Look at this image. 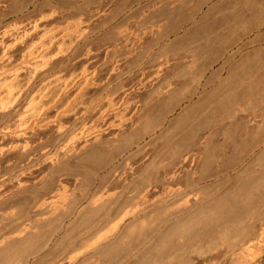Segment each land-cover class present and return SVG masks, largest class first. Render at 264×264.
Instances as JSON below:
<instances>
[{
  "label": "rangeland",
  "instance_id": "rangeland-1",
  "mask_svg": "<svg viewBox=\"0 0 264 264\" xmlns=\"http://www.w3.org/2000/svg\"><path fill=\"white\" fill-rule=\"evenodd\" d=\"M73 4L74 3H58V4L55 3V5H52V3L38 2V1H34V0H0V33H1L0 37L1 38L3 37V39H4V41H3L0 38V40H1L0 44L5 43V45H6L8 43L10 45H13L11 47L7 44V46H9L8 48H7V46L5 47L4 44L0 45V59L2 58L1 62H0V67L1 68L4 67L2 69L0 68V71H2V72H0V74H1V76L2 75L5 76V75H8V72L10 71L12 73L11 77L13 75H15V76H13V77H15V79L19 77L18 80L17 79L15 80L12 77L14 79V81H16V82H14L13 79L10 78V76H6L7 80H9V81H7V82L2 81L3 83L6 82L4 84L1 82V80L5 79V78H3L4 76L0 77V79L3 78L0 80V86H1L0 89L2 88L0 90V99L2 98L0 100V104H2L1 103V101H2L4 106L6 107L5 108V107L0 106V109H1L0 116L2 115L0 117L1 118L0 119L1 120L0 121V148L6 147V149H1L2 151L0 150V158L3 159V157H5L4 162L2 159H0V164L2 165V163H3V168H4V166L6 167L9 164H11L8 167H6L8 169L11 168L10 169L11 174L8 175L9 180H10V178H11V180L8 181V178H7L6 181L11 182L13 180L12 182L16 183V181H17L16 179H19V180L23 179L22 180V182L24 181L23 184H25L26 181H27L26 184H28V185L25 184L26 186H22L18 190L12 189L13 191L10 190L9 192H7V195H6L5 200H4L5 201L4 205L0 206V208L2 207L0 210V225H1L0 227H3L2 229H5L1 232L0 235H1V239L4 238V236H6V238H9L8 235L10 234L9 236H11L12 232L14 233L15 231L18 230L17 228L23 227L26 225L29 226V223L31 225V227H29L31 229L30 231H32V233H33L32 234V236H33L32 240H30L27 243H24L18 250H16L15 252L12 253L11 257L7 261H5L1 264H21V263L22 264H60V263L61 264H64V263L65 264H110V263L111 264H117V263H119V264H128V263L129 264H137L138 261H140V260H139V256L137 258V254H136L137 251L134 249H136L138 247L137 245H138L139 241L137 242V237H139L140 232L144 228H145L144 230H151V229L155 228L157 226V224L160 222V220H162L163 218L168 216L174 209L183 208V206H185L184 202L186 200L184 201V198L186 199L187 197H192V194L196 195L197 193L199 194V196L202 197L201 200H203V205H204V201H206L205 204H207L206 205L207 207L210 204V208H208V209L210 211L211 210L212 211L210 212L208 209L206 210V208H207L206 206H205L206 208H204L203 211H207V212L209 211L211 214V218H212V216H214L213 214H215V215H216V213L219 214L218 211L219 212L221 211L220 215H216L214 217H216V219L218 221L222 220L221 222L224 223L225 225L228 224L225 227L226 230L225 229L222 230V228H221V230L219 229L217 231L218 233L216 232V234H217L216 236L213 235V236H210L211 239L210 238L207 239L210 242L207 241V243H206L207 245L204 244L205 246L201 245V243L206 242V239H201L203 241L197 240V241L193 242L191 244V246L189 245L188 248L186 249L185 255H187V256L183 257L185 259L182 258L184 260L183 262H180L182 259L178 260V262H177L178 258L174 257V258H176V260H175V259H173V257H171L172 255L168 257V258H172V259H167V257H165L166 259L163 258V259L167 260L168 262L164 263L165 261L163 259H162V262L164 264H167V263H169V260H174V263H173V261H170V262H172L173 264H192V263L193 264H241L242 263L243 264L246 259L244 257L242 258V256H241L242 252L247 253V255H245V256H248L247 259L257 258L258 253H261L264 250L263 249L264 248V221H263L264 215L263 216L261 215L262 217L260 216L262 218V219H260L261 221L260 220L257 221L258 218H256V219L254 218L255 221H253L254 219L252 220L253 225H255V223H256V225L254 226L255 228L251 231L253 225L250 223L249 227L251 225V228L249 230V233L251 231V234L248 233L247 234L248 236L246 235L247 237H245V235L242 236L240 233L243 229H245V227L247 229L248 223H249L248 221H250L251 218L250 217H249L250 219L247 218L248 221H246L247 220L246 218H245L246 220H240V222L242 221L241 223L235 222V220H234L236 217L235 214L240 210L239 209L233 210V208L236 205L234 207H232L230 204L231 203V201H230V203L228 202L229 204L227 203L228 206H230L229 208H232V211L230 212L231 209L226 208L227 204L224 206L222 202L227 201L228 198H230V195L233 193V191H235V196H236V194H239V193H241L239 195H244L245 194L244 192L246 190H248V188H249V190H248V192H249L250 188L254 185V183L252 184V181H254V178H256V180L254 182H257V179H261L263 181V182H260L261 180L260 181L258 180V182H257L258 184L255 183V188L260 183L261 188L264 189V180H263L264 178L262 176V175H264V172H263L264 171V159H262L264 157L262 155V154H264V141H262L264 138L262 135V133L264 134V129H263L264 123L261 122L260 124L258 123L255 125V123L252 122V119H253L256 112L259 114V113H261L260 111H264V106L261 103L262 96H261V98L259 96V94L262 95V92H263L262 87H264L263 86L264 85L263 84L264 83L263 82L264 81V78H263L264 77V70H263L264 69V61H263L264 60V48H262V49H243V48H240V49L239 48L221 49V48H214V49H210V50L208 49L209 51L206 50L205 51L206 53L204 52L198 59L192 58L196 54V53L195 54L193 53V50L195 52L194 47L196 46V43L201 39V37L203 38L205 36L204 35L205 32L209 33V31H211V32L213 31L214 32L213 34L219 33V34H216L217 36H215L217 41H218L217 45H239L243 39L252 41L251 44H254L255 41H258V39H256V38L259 37L260 35H257L256 33H252L251 29L248 32L247 31L243 32L241 27H236L234 24H232L231 28H230V25L227 27L229 29H227V28L225 29L226 26H224V27L220 26L221 28L219 27V28L215 29V31H214L213 26H212V23L214 22V24H215L216 20L217 19L220 20L224 16L223 13H226V12L228 15L231 14V16L241 14L242 16H244L248 19L253 14L252 5L255 3H251L249 1L234 2L232 0H202L201 2L199 1V2H197V9L199 11V6L201 5V10H202L201 11L202 12L201 24L198 22L199 24L197 23V27H195V26L185 27L181 31H178V32H168V33H163V34H162V31L160 29H158L157 27H154L152 24H150L153 20L147 19L146 17L140 18V19H135L133 21V23H130L131 19H121V18L116 19L114 17L99 16V15L105 14L106 11L109 9H114L116 6V3H87L85 5V6H87L86 11L90 12V10H93L94 13H97V16H94V17H81V16L76 17V16H73L74 14L85 13L84 11L77 10L78 9V7H76L77 3H75L76 8L73 7ZM172 4L175 6H178V8L179 7L180 8L187 7L188 9L192 6H194V3L184 2V1L175 2ZM118 5L120 6V4H118ZM140 5L142 6V9H144V10H147L148 7H150L151 10H154V8H155L154 7L155 3H153V2H151V3L145 2V3H141ZM218 16H219V18H217ZM35 25L38 29L34 28ZM116 25H118V26H116ZM10 26H12V27H10ZM116 27H117V29H116ZM210 27H212V30ZM64 28L65 29L67 28L66 31L68 32L69 35L67 34V32L65 31ZM7 29H10V30H8L9 32L7 31ZM12 29H13L14 33L13 32L10 33V31H12ZM32 29L34 32L32 31ZM34 29H36V30H34ZM51 29H53L54 31H52ZM4 30H6V31H4ZM28 31H30L28 34L25 33ZM31 31H32V33H31ZM35 31H37L38 33L37 32L35 33ZM147 31H148V33H147ZM2 32H4L3 36H2ZM50 32L53 33L52 35H54V32L58 33V34L56 33L57 35H54V36H56V39H54V40H56V42L53 45V46H55V49L53 46L52 47H49V46H44V47L42 46L41 47V44H40L42 42L41 35L43 36V34H47V35L52 36ZM24 33L28 37L26 36V38H25ZM33 33H34V35H32ZM123 33H124V35H123ZM4 34H5V36H4ZM7 34H8V36H7ZM17 34H18V36H17ZM22 34H23V36H22ZM37 35L40 36V38ZM64 35H66V36H64ZM14 36L17 37L18 40L21 37L22 38L24 37V38L23 39L21 38L20 41H18L17 38H15ZM29 36H31V37H29ZM4 37H6V38H4ZM7 37H8V40H10L12 43H9L10 41H8V40H5V39H7ZM9 37H10V39H9ZM11 37L12 38L14 37L13 40H11L12 39ZM36 37L39 39L38 45L36 43V41L38 42ZM161 37L164 39L158 40ZM262 37H264V35H261V41H262L261 44L264 45V38H262ZM29 38H32V41ZM33 38L36 39V40L34 39L35 43L33 42ZM58 38H59V40H58ZM139 39H140V41H138ZM26 40L29 42L26 43ZM57 40L60 43L57 42ZM15 41H16V43H15ZM13 42H14V44H13ZM24 42L27 46L24 45ZM59 44H61V45H59ZM178 44H180V45H178ZM17 45H18V47H17ZM11 48L13 49V51L11 50ZM32 48H33V50H32ZM37 48L40 49V50L38 49L37 51L40 54V56L43 57V59L42 58L36 59V57L39 54H37L35 56L33 55V57L28 58L27 56H29V55L32 56L31 51L34 53ZM60 48L61 49L63 48V50L60 51ZM4 49L6 51H4ZM8 50L11 51L14 56L17 57V58L14 57V58H16L15 61L17 64L13 63L12 64V66L14 65L13 67L10 65L12 68L6 64L7 60L3 56ZM14 50H15V52H14ZM49 50H50V52H48ZM130 51L132 54L130 53ZM43 52H46V54ZM47 52L50 55L47 54ZM24 54H27V55L25 56ZM193 54H194V56H192ZM45 55H46V58H44ZM188 55H191V56H188ZM131 56H132V58H131ZM30 58H32V60ZM54 58H55V61H54ZM158 58H159V60H157ZM18 59H19V63H18ZM33 60L35 61V63L37 65L36 64L34 65ZM41 60H43L44 63ZM31 61L33 63H31ZM39 62H40V64L42 62L43 65L46 64L47 66L46 65H44V67L41 66L42 67V70H41V67L40 68L37 67L39 65ZM259 63H260V66H259ZM2 64H3V66H2ZM25 64L26 65L28 64V65L26 66ZM4 65H6L7 67ZM18 66H19V68H18ZM24 66L27 68L25 69ZM256 66H258V67H256ZM21 67H22V71H20V74H18L17 73L18 71H16V70L20 69ZM35 68H38L39 70L36 69V71H37L36 72ZM255 68H257V69H255ZM3 69H5V70L3 71ZM27 69H29V70L27 71ZM24 70H25V72H23ZM33 71H35L34 73H36V75H34ZM84 71H85L86 75L90 74L91 71H92V73H93V71H96V72H98L97 74H99L98 78L103 77L102 78L103 80H101L102 83L100 82L101 84H99V86H98L99 88L98 87L93 88L92 86L88 85L87 87L85 86L82 90L80 89V86L84 82V76H85ZM254 71H256L257 73L256 72L254 73ZM13 72H15V73H13ZM82 73L84 75H82ZM100 75H101V77H99ZM249 75H250V77H249ZM55 76H57V77H55ZM212 76L213 77L215 76L216 79L213 78ZM243 76H245V78ZM77 77H79V79ZM246 77H247V80H246ZM258 77H260L261 79ZM74 78L77 81H75ZM242 79H244L245 81ZM256 80L259 81L258 84H257ZM67 81H70L72 83L75 82V83L70 88L67 87L68 89H66L63 86V84ZM260 81H262V82H260ZM52 82H54V83H52ZM56 83H58V84L56 85ZM178 83H179V85H178ZM260 83H262V84H260ZM235 84H238L240 87L238 85L236 87ZM4 85H6L5 88H4ZM12 85L14 88L12 87ZM76 85L77 86L79 85V86L77 87ZM250 85L253 88V91H252L251 87H249ZM147 86H149V87H147ZM257 86H260V87L255 89ZM62 87H64L65 89L64 88L62 89ZM243 87H245V88H243ZM48 88H49V90H47ZM241 88H242V90H240ZM246 88H248V89H246ZM260 88L262 90L258 91V89H260ZM50 89L53 92L52 91L50 92ZM78 89H80L81 92L78 91ZM87 89L89 92H85V91H87ZM95 89H96V91H95ZM126 89H127V91H126ZM220 89H221V91H220ZM229 89H231V90L229 91ZM172 90H174V91H172ZM178 90H180V91H178ZM234 90H236V91L232 92ZM237 90L240 93H238ZM44 92L45 93L48 92L49 94L48 93L45 94ZM245 92H246L247 96L244 95L245 96L244 97L243 94H245ZM54 93H56V94H54ZM87 93H89V95ZM249 93H250V95H249ZM84 94H87L88 96L86 95V97H84L85 96ZM190 94L191 95L193 94L192 95L193 98L190 97L191 96ZM251 94L252 95L256 94V96H254V95L253 96L257 99L252 97V99H250L248 102L247 100L249 99L250 96H252ZM51 95H53V96H51ZM240 95L242 96V98H240ZM79 96H81L82 99ZM39 97L45 98V99L43 98L40 100L41 103L43 102L44 104L43 103L41 104L40 101H38L40 99ZM46 97H48L49 99ZM234 97H237V98L234 100H231ZM76 98L78 100H80V102L81 101L83 102L85 99L88 103H86L84 101L83 103L81 102V105H80L79 104L80 102H78V100ZM100 98H102L103 101ZM91 99L94 102L91 103ZM107 99L109 101L113 100V101H115V103H118L117 106L121 105V107H120L121 110L124 108L125 105H128V108L131 107V108H129V110L127 108L126 111H123L124 113L122 112L121 116L125 115L128 112L125 115L126 118H124V119L129 118L127 121L128 122L132 121V124H134V122H138V121L141 122L142 125L140 126V128H138V129L134 128L131 132L129 131L130 134L128 132L127 133L122 132V135H121V133L116 131L115 132V133H117V136H116V134L114 133L115 129H113L115 127L110 128V126H109L108 129H106V130L104 127H101L102 128V129L100 128L101 131H98L99 128L97 125H99L100 123H99V121L95 120L92 123V125H89V126H91L90 128H93V129L97 127V129H95L94 131L91 129L92 130V132H90L91 134L87 133L84 136L77 137L75 140H69V137H70L69 135L67 136L66 134H64V135L62 134L64 132V130L66 131L69 128H72L71 130H73V131L75 129V132H78L80 130V128L83 126V123H77V126L74 128L72 126V124H74L73 123L74 119L73 118L69 119V118L63 117L66 115V112L68 110H72V108L77 107L76 102L79 104L78 108L80 109V111L82 110L81 112H86L89 110L92 111V112L89 111L90 115L89 114L86 115L87 118L85 117V122H88V124H89L91 122L89 120L90 117H88V116L97 114L99 112L98 110H100L101 104H103L104 102L107 103V101H108ZM32 100H35V103H33ZM46 100H48V101H46ZM64 100H65V102L67 100V103H66L68 105L67 108L65 107L66 104L63 103ZM221 100H222V104H221ZM223 100L225 101V104L227 102H230V101H231L230 103H233L236 100H237V102L234 103L233 107H232L230 105V103L225 105L223 103L224 102ZM244 100H246L247 103H245V102L243 103ZM253 100L259 101L257 103H260V105L256 104V103H251V102H254ZM36 101H38V102L36 103ZM72 101H74V102H72ZM100 101H102V103ZM240 102H242V103H240ZM32 103H33V105H30ZM98 103L100 104V106H96V105H98ZM105 103H104V105H106ZM61 104L65 105L64 107L66 108V110L64 111V108H63V111L62 110L59 111V115H58L59 119H58V118H55V115L57 113L56 111H58V109H60V107L62 106ZM92 104H94V105H92ZM112 104H114V102ZM243 104L244 105L246 104L244 107H246L248 109V111H246L247 109L241 107ZM251 104H253V105L251 106ZM255 104L259 105V106L257 107V106H255ZM29 105L31 107H28ZM42 105H44L45 107L43 109H41L42 111L37 112L38 114L35 115L36 117L34 116L35 118H32V117H30L29 114L28 115L26 114L29 111V108H30V110H32L31 109L32 107L33 108H34V106L35 107H41ZM122 106H123V108H122ZM92 107H94L95 110ZM251 107H253V109ZM26 108H28L27 111H26ZM242 108L246 111V114L243 113L244 110H242ZM234 109L237 111L241 110V111H239L240 113L235 112L236 114L239 113L238 114L239 116L238 115L236 116V114H235V118H234V116L232 117L233 120L235 119L234 122L237 120L236 117H238L239 119H241V118H243V119H241L242 121L237 120V122L234 123V125H236L237 123L238 124L235 126V128H234L235 130L233 132V130L231 131V129L233 127L232 128L230 127L233 125L232 124L233 120L229 121L230 119H228V117L233 115L232 113L234 112ZM111 110H112V107H110L106 113H108V114L113 113ZM25 111H26V113H25ZM252 112H253V114H252ZM4 113H5V115H4ZM250 113L253 116H251ZM127 115H129V116H127ZM41 116H43V117H41ZM49 116H50V120H48ZM99 116H101V117H98V119L101 120L103 115H99ZM3 117H4V119H3ZM29 117L32 119H30ZM149 117L151 119H153L155 122H154V125L148 129V128H146V126H145L146 123H144V122H147L146 120ZM62 118H64V120ZM110 118L111 119L113 118V120H109V122L114 121L116 117L115 118L110 117ZM120 118L121 117L116 118V121L119 120ZM24 119L26 121L27 120L28 121L26 124L27 126H25L23 128V126L25 125L24 122H26ZM68 119H69V121H68ZM133 119H134V122H133ZM222 119L224 121H222ZM16 120H17V122H15ZM226 121H228V122H226ZM21 122L24 124V125L22 124L23 129L20 126ZM60 122H62L63 125ZM241 123L244 124L245 131L243 130L244 127L242 126ZM30 124L32 125V127ZM160 124H162V126ZM230 124H232V125H230ZM9 125H11V126H9ZM18 125L21 128V130L19 129ZM69 125H71V126L69 127ZM228 125H230V126L228 127ZM254 125L256 126L255 129H254ZM13 126H15L16 128L18 127L17 128L18 133H15L16 131L9 132V133H8V131L6 132V130H8V128L14 129L15 127H13ZM59 126L60 127L62 126V129L64 128V126H66V128H68V129H66V128L63 129V132L61 133L62 135L60 134L61 136L58 135L60 133V130H61V129L58 130ZM93 126H95V127H93ZM99 126H101V124ZM239 126L243 127V128L240 127L243 131V134H244L243 135L241 133L242 137H239L240 136L239 132L241 130V129H239ZM247 126L249 127V129L252 130L251 134L253 135V137H251V134L249 133L250 130L248 129ZM257 126H258V128L260 126L261 127L263 126V128H260L263 131L259 130L257 128ZM188 127L194 128L195 131L198 133V137L200 138V143L198 142L197 145H203V147L201 146V148L206 150V151L203 150V152H202L205 157L202 155L203 157H202L198 166H195L192 168H187V170L185 172L178 175V171H175L176 169L173 168L174 163L169 158L168 149L166 147H168V143L172 139H174L175 133L179 134L180 131H182L183 129L186 130V129H188ZM236 127H238V128H236ZM256 128L260 132L257 131ZM227 129H229V130H227ZM237 129H239L238 133L236 131ZM39 130H40V132H39ZM96 130H97V132H95ZM57 131H59L58 134H57ZM213 131H215V132H213ZM220 131L223 132V134H221ZM225 131L226 132L228 131L227 132L228 134ZM247 131H248V134H246ZM100 132L102 134H100ZM132 132H135V134ZM151 132H154V133L152 134ZM230 132H233V133H230ZM257 132H258V134H257ZM7 133H8V135H7ZM14 133L17 135L20 134L21 136L18 135V138H17V135H14ZM215 133H217L218 135L217 134L214 135ZM96 134L99 135V137L103 138L105 145L107 142L106 146H108L109 148L104 145V142L101 144L96 143L97 141H96V139H94V136H96ZM119 134H120V137H122L123 139L126 137L128 139H130L131 136L134 137V138H131V140H129V143L131 142L133 144H132V146L130 145L131 147L129 146L130 148L126 147L128 151L125 150L126 148H122L121 144L123 142V139L121 140V138L119 137ZM127 134H129L131 136L128 137ZM210 134L213 137H211ZM249 134H250L251 138H254V135L256 138L261 137L262 142L259 141V139H256V140H258V141H256L255 138L251 139V140H250V138H248V140H250V143H249L250 145H251V142L253 140H255L254 142H257V146H256V144L253 145L254 142L252 143L253 148H252V146L251 147L248 146L249 144H247V143L249 141L245 137H247L246 135L249 136ZM31 135H33V136H31ZM92 135H94V136H92ZM113 135H115L116 141H114L115 139H113L114 138ZM123 135H125V136L123 137ZM145 135H146V138H144ZM22 136H24L25 141L27 140L26 142L24 141V138ZM56 136H58V137H56ZM203 136H205V137H203ZM229 136H231V138H234V136H236L237 139L234 138V141H233V139H231ZM117 137L121 140V142L119 139H117ZM220 137H221V139H220ZM57 138H58V140H55ZM238 138H240L241 140L239 139L240 141H237ZM242 138H245L246 141H244V139H242ZM21 139H22V141H21ZM15 140H18L17 141L18 143L15 142V144L17 143L20 145L22 142H23V144H21V146H19V148H18L14 144ZM82 140L84 142H86V140L88 141V143L90 142L89 147L91 149L99 148L101 146L102 147L105 146L108 149L107 151L112 152V150H113L114 152H116V154H114L116 157L114 156L113 160L111 157L107 158V161H106V158H105V160L103 159L104 164H107V163H105V161L111 162L110 164H108V166L106 165L108 170L102 169L100 171H97V173H95V171L93 172V169L91 170V168L89 169V167L83 168L85 170L80 168V166H79L80 159L83 158L85 155H83V153L81 155V152L78 151L77 147L81 145V143L83 142ZM91 140H93L94 142L93 141L91 142ZM117 140H119V141H117ZM138 140H139V142H137ZM201 140L203 141V143L204 142L209 143V147H208L207 143L203 144ZM63 141H66V142L64 143ZM113 141L117 142V143L114 144ZM229 141H231V142H229ZM27 142H28L29 149L25 148V146H27ZM76 142H77V144L73 145ZM233 142H236V143H233ZM260 142H261V144H260ZM30 143L32 146L30 145ZM79 143H80V145H79ZM91 143L93 145H90ZM231 143L233 144V146H230ZM238 143L240 145H238ZM10 144H13V145L10 146ZM43 144H45V145L43 146ZM46 144H47V146H46ZM112 144H113V147L115 149L121 145L120 147L122 149H124L123 150L124 152H122V150L119 151L120 147H118V150L116 151L112 147ZM244 144H246V145H244ZM259 144H260V146H259ZM58 145H60V146H58ZM71 145L75 146L76 148L74 150H72V149L70 150V148L72 147ZM215 145H217L218 147ZM204 146H205V148H204ZM220 146H221V148H220ZM255 146L257 149L255 148ZM7 147H8V150L11 151L10 153H8V156H7V152H8ZM31 147L33 148V150H30ZM20 148H21V150H20ZM22 148H23V150H22ZM213 148L217 149V151L213 150ZM241 149H242V151H241ZM251 149H252V151H251ZM4 150H7V151H4ZM35 150L38 153L42 152L41 153L42 155L40 156V154H39V156H40L39 157ZM43 150H45L44 154H43V152H44ZM75 150H77V151H75ZM147 150H148V152H147ZM261 150H262V152H261ZM22 151H24L23 152V154L25 155L24 157H22L23 156ZM32 151L34 153L35 152L36 153L33 154ZM66 151L68 153L65 155L64 153H66ZM72 151H74V152H72ZM166 151H167V153H166ZM31 152H32V154H31ZM59 152H62L61 156H60V158H56L55 156ZM227 152H230L232 156ZM69 153H70V155H68ZM139 153H141V154H139ZM36 154L38 156L37 158L35 156ZM53 154H54V156H53ZM71 154H72V156H71ZM77 154H80V155L76 156ZM239 154H240V157H239ZM9 155H11V156H9ZM236 155H237V157H236ZM1 156H3V157H1ZM30 156H34V159H32V158L28 159V158H30ZM46 156L49 158L47 159ZM69 156H71V157H69ZM163 156H166V157L163 158ZM63 157H67V158L64 159ZM206 157H208V159L211 157L210 161L212 159L213 160L210 162L208 159H206ZM259 157H261L263 162L260 160ZM167 158H169V159H167ZM255 158L256 159L259 158V159L257 160V162L253 163L256 160ZM49 159H50V162H49ZM139 159H140V161H139ZM164 159H167V160L165 161ZM203 159H204V161H202ZM28 160H30V161L34 160L33 162L31 161L32 165L31 164L29 165ZM47 160H48V164H47ZM55 160L57 162L60 160H62V161H60L59 164L58 163L56 164V162L54 163ZM235 161H236V163H235ZM8 162H9V164L7 165ZM158 162H159V164H158ZM160 162H163V163H160ZM171 162L173 164H170ZM208 162H210V163H208ZM49 163L53 164V165H51L52 168L50 167ZM146 163H148V164H146ZM149 163H151V164L155 163V165L158 164L156 166V169L158 170V172L157 171L154 172V173H158V175H153L154 179H157V177L158 178L160 177L159 179H167V177H168V179H169V177L172 179L177 175L179 176V179H175L176 181L174 183H169L171 185V189L169 188L170 185L167 188H168V190H173V191L174 190L178 191V189H179L180 196H178L176 199H173L172 201L170 200L168 202L167 206H165L163 208H158V206H153L152 204L155 203L156 201L162 199L164 194H161L160 192H158V193L152 194L153 196H151L147 199H143L141 196V195L145 194L146 188H147V190L151 189V188L148 189L149 186L143 182V180L146 181V179H144V177L146 178L145 172H146V168L148 167V166L147 167H145V166L149 165ZM168 163H169V166H171V167L167 166ZM229 163H230V165H229ZM60 164H62L61 168L64 169V170L62 169L63 171H61V168H59ZM141 164L143 167L141 166ZM16 165H20L18 167V169H17ZM22 165H23V167H22ZM24 165H28L29 167L24 166ZM46 165H48V167H50V168L45 167ZM211 165H212V167H211L212 170L210 168ZM54 166H56V167H54ZM110 166L112 167L113 170L111 169ZM113 166L116 168L117 171L114 169ZM162 166L164 167V169H162L163 168ZM221 166H223V167H221ZM248 166H249L248 169L250 170L252 168L251 170L253 172L252 171L247 172V171H249V170H247ZM15 167H16V169H15ZM166 167L169 168V169L167 168L169 171L168 170L164 171V170H166ZM262 167H263V170H262ZM56 168H58V169H56ZM76 168H77V170H76ZM158 168H160V169H158ZM172 168H173V170L171 173ZM253 168H255V169H253ZM65 169H69V170H65ZM86 169L88 171H86ZM110 169H111V171H110ZM141 169H142V171H140ZM161 169H162V171H161ZM82 170L86 171V172H83ZM89 170H91V174L93 173V175H90L88 173ZM103 170H104V172H102ZM105 170H107V171H105ZM52 171H54V173H52ZM56 171H59V172L61 171V172L57 173ZM72 171H75V172H72ZM163 171L165 172V173H163L164 175L162 174ZM45 172H47V173L44 174ZM159 173L161 174L160 176H159ZM43 174L44 175L48 174L47 175L48 177L50 174H53L47 182V184H48L50 181L51 182L50 186L52 185V187H50V186L46 187V183H44V182H43V184H41L42 181L45 180ZM54 174H56V175L60 174L61 176L57 177ZM113 174L114 175L116 174L117 176H114ZM16 176L18 178H15ZM53 176H55L57 178H55ZM104 176L107 178V180L105 179ZM112 176H113V178H112ZM205 177L206 178L208 177L207 180L205 179ZM248 177L250 178L251 183H250ZM13 178H15V179H13ZM52 178H54L55 180ZM108 178H109V181H108ZM176 178H178V177H176ZM180 178H182V180ZM39 179L41 182L38 181ZM103 179L106 180V182ZM125 179H126V182H125ZM251 179H253V180H251ZM60 180L61 181L63 180L65 182L64 183L62 181L63 186H65L64 184H66V186L67 185L68 186L64 187L66 192L64 190L63 198L60 197V199L63 200L64 202L62 201L63 203L60 204L61 202H59V201H61V200L57 201V206L60 205L61 207L57 208V206L56 207L53 206V208H55V210H56L55 211L51 207L52 206L51 204H47V206L50 205L48 208L45 205V203H43V198L46 194H55V193H53V191L55 190V188L56 189L58 188ZM177 180H179V181H177ZM141 181H142V183H141ZM52 182L54 183V186H53ZM177 182H179V183H177ZM241 182L242 183L244 182V183L242 184ZM238 183H240V185ZM245 183H249V185H247ZM36 184H37V186H36ZM178 184L180 185L179 188L177 187ZM250 184H251V187H250ZM236 185H237V187H236ZM242 185L243 186L247 185V186L243 187ZM260 185H259V187H260ZM32 186L35 189H33ZM44 186H45L46 190H45ZM23 187H26V188H23ZM36 187H37V190H36ZM175 187L178 189H176ZM30 188H32L33 191L36 190L35 193L32 191V189L28 190ZM51 188H52V190H51ZM106 188H108V190L111 192L116 191L118 193L117 194L116 192H113L112 194H113V196L114 195L117 196V198H119L121 201H119L114 196L116 199L113 198L114 199L113 201L111 199V201L113 203L118 200V204L120 205L119 202L122 203V201L123 202L127 201L126 203L124 202L123 204H125V205L127 204V208H129L127 210L131 211V206L132 205L134 206L132 201L133 202L135 201L134 202L135 206L138 205L139 207L138 206L137 207L140 208L138 211H142V212L137 211V213H139V214H136V217L130 216V217H127L124 220V222H121V220H118V219L121 218L122 217L121 215L122 214L124 215V212L126 213V211H127L124 209V208H126L125 205L121 204L120 206L118 205V207H119L118 209H117V207L115 208V209H117L116 211L114 210V212H113V210H112V215L114 214L113 216L110 214V218H107L108 216L104 218V215H105L104 213H106V210H108L106 208L110 205H113V203L110 202V198H108L109 199L108 200L105 197H101L100 199L102 201L101 200L98 201L99 197L104 196L106 191L109 194V196H108L106 193V195L108 197H111V198L113 197V196H110V192ZM234 188L236 190H234ZM255 188L253 187L254 190H255ZM25 189H26V191H25ZM47 189L49 191H47ZM135 189H138V190H135ZM160 189H162V187H160ZM160 189H158V190H160ZM239 189H240V191H239ZM243 189H245V190H243ZM15 190H17V191H15ZM133 190H134V192L136 191V193H133ZM142 190H143V194L138 195L140 193V191L142 193ZM183 190H186V192ZM259 190H261V189L260 188L258 189V187H257V191L255 190V192L261 193L264 191L263 190L261 192H258ZM44 191H46V192H44ZM128 191H131V193L129 192V195L132 193L134 194V195H130L134 199L132 197H130L126 200V198L129 197V195L127 196ZM190 191L191 192L193 191V192L189 193ZM198 191H201V193L204 192V193H206V195L204 194V196H203V194H200ZM97 192H99V194L100 193L101 194L98 195ZM248 192L246 191V193H248ZM66 193H68V194L66 196L67 198L65 199ZM184 193H185V195H184ZM102 194H104V195H102ZM123 194H124V197H125V194L127 196V197H125V199L122 196ZM239 195L236 196L237 201L239 200L238 202H240L242 200L241 199L242 197L244 198V196H242V197H239V199H238ZM181 196L183 197V199ZM184 196H186V197H184ZM207 196H208V198H207ZM233 196H234V194H233ZM139 197H141V199ZM226 197H228V198H226ZM94 198H97V201H98L97 203H96V199H94ZM104 199L105 200L107 199L108 202H107V200L104 201ZM130 199L132 201H129ZM137 199H139V200H137ZM207 200H208L209 204L207 203ZM219 200H220L221 204L225 207L224 209H223L222 205L218 206L220 204V202H218L219 203L218 204L217 201H219ZM221 200H224V201H221ZM103 201L106 202V204ZM181 201H183V202H181ZM129 203H132V205L131 204L128 205ZM40 204L42 207L39 206ZM101 204H103L105 206H103ZM211 204L212 205L215 204L214 207L216 206V208H221V209H216V208L214 209ZM232 204H233V202H232ZM100 205L102 207H105V209L101 208ZM199 205H202V204H199ZM241 205H243V204H241ZM43 206H45V207H43ZM123 206H124V208H122ZM142 206H143V208H141ZM50 208L53 209L54 211L51 212ZM120 208H121V210H120ZM122 209H124L123 213H118L119 210L122 211ZM213 209H214V211H213ZM222 209H223L224 213L222 212ZM103 210H105V212H101ZM224 210L225 211L229 210V211H227L229 216L227 214L224 215L225 214ZM115 212H116V215H115ZM261 212H262V210H261ZM239 213H241V211L238 212L237 214H239ZM98 215H99V217H98ZM152 215H154V216H152ZM19 217H21V218H19ZM22 217L24 219H22ZM221 217H223V218H221ZM232 218H233V220H232ZM212 219H209L206 222H205V220H203L201 225H204V227L208 230L212 229L214 227V225L217 223L216 222L217 220L215 218H212ZM229 219H231V220L229 221ZM15 220H17V222ZM1 221H4V222H1ZM231 221L232 222L234 221L236 223L235 225H233V228H235V229H236V227H238V228L236 229L237 231L235 229L233 230L232 228L229 229L230 233H231V231H234L230 235L229 232L227 233L225 231H227L228 230L227 228L231 227V225L234 223V222L232 223ZM230 222L232 223L231 225H230ZM244 222H246V223H244ZM6 224L7 225L9 224V225L7 226ZM16 224L18 225V227ZM117 224H120V226L117 229H114ZM244 224H247V226ZM242 226H245V227L243 228ZM32 227H33V229H32ZM199 227L204 228L202 226H199ZM6 228H9V229H6ZM84 228H85V230H84ZM111 228L114 229L113 232L111 231L112 230ZM33 230H35V232H33ZM223 231L225 232V234L226 233H227V235L229 234L230 237L227 235L225 236ZM114 232H115V234H114ZM121 232H123V233H121ZM110 233L113 234L114 236L110 235ZM237 233H239V234L237 235ZM122 235H123V238H125L124 240L122 239ZM232 235H234L235 237L237 235V238H234V236H232ZM239 235L243 238L238 237ZM106 236H108V238H109V240L107 238V241L105 240ZM117 236H119V238H117ZM129 236H131L132 238ZM133 236H134V238H133ZM110 237H112V238H110ZM214 237H216V241H214V239H215ZM217 237H218V239H217ZM225 238L226 239L230 238V239L226 240ZM118 239L122 242L125 241V244L120 242ZM244 239H246V241ZM116 240L119 241L118 244H117ZM177 240L175 241V243L178 242V244L179 243L181 244V242H183L182 239H179L178 241ZM211 241H212V244L214 243L213 245H215L217 247L213 246L212 247L213 249H212L211 248L212 245L209 244V243H211ZM126 242H127V245H131V247L129 246L130 249H132L133 251H136V252L131 254V253L126 252V250L124 251V248L126 249V247H128V246H126ZM198 242L200 244L198 246L195 245ZM107 244L108 245L111 244V245L108 246ZM112 244H113V249L116 248L118 250L122 247V249L118 250V253H121V254H118L115 250H114L115 251V254H114V251H113V254H112L113 258L109 257L108 255H105L106 245L108 247L112 248ZM116 244L118 246H119V244H121L120 248L117 247ZM123 244H124V247H123ZM134 244H137L136 247ZM133 245H134V247H133ZM194 246H196V247H194ZM199 246L200 247L202 246L203 249L200 248ZM218 246L220 248L221 247L222 248L220 249ZM206 247H208L209 249L208 248H207L208 250L205 249ZM199 248H200V250H199ZM40 249H43V251L42 250L40 251ZM130 249L127 248V250H130ZM194 250L198 251L199 255ZM193 251L195 252V254L193 253ZM116 253L118 254V256L116 255ZM124 254L125 255L128 254L127 258H124V257H126V256H124ZM129 254H130V256H129ZM119 255H120V257H119ZM121 255L125 261L121 258ZM188 255H190L191 257ZM250 255H252V256H250ZM253 255H255V256H253ZM173 256H175V255H173ZM186 257L188 259L189 258L190 259L187 260ZM152 258L153 257H151L150 259H152ZM115 259L116 260L118 259L121 261L117 262L118 260L115 261ZM113 260L115 261V263H113L114 262ZM153 260L154 259H152L148 262H150V264H152ZM257 260L258 261L261 260L260 262H263L262 261L263 259L259 260L257 258L254 260L255 263H253V264H257V262H258ZM25 261H27V263ZM159 261L160 260H158V262H157L158 264L159 263L163 264ZM260 262H258V264ZM172 263H169V264H172ZM244 264H252V262L251 263L245 262ZM260 264H262V263H260Z\"/></svg>",
  "mask_w": 264,
  "mask_h": 264
},
{
  "label": "bare ground",
  "instance_id": "bare-ground-1",
  "mask_svg": "<svg viewBox=\"0 0 264 264\" xmlns=\"http://www.w3.org/2000/svg\"><path fill=\"white\" fill-rule=\"evenodd\" d=\"M160 12V11H159ZM164 12H162V14H163ZM224 14V16L219 20V19H217L216 20V23L214 24H212V26H213V30L215 31V29H217V28H219L220 26H222V27H224V26H226L225 27V29L230 25V28H231V23H230V18H231V14L230 15H228L227 14V12L226 13H223ZM222 14V15H223ZM158 15H161L160 13H158ZM157 15V16H158ZM221 15V16H222ZM162 16V15H161ZM161 16H159V17H161ZM233 17V16H232ZM162 18V17H161ZM161 18H160V20H161ZM163 18H164V16H163ZM233 19L235 20V22H237L236 21V17L234 18L233 17ZM232 18H231V20H233ZM159 20V21H160ZM163 20V19H162ZM233 20V21H234ZM163 22H164V20H163ZM232 22V21H231ZM230 23V24H229ZM233 23V22H232ZM36 24V23H35ZM160 24V23H159ZM31 25V24H30ZM34 25V24H33ZM161 25H162V22H161ZM39 26V25H38ZM160 26V25H159ZM163 26V25H162ZM166 26V25H165ZM10 27H12V26H10ZM33 27V26H32ZM57 27V26H56ZM59 27V26H58ZM15 28V27H14ZM34 28H36V29H38L37 27H36V25L34 26ZM61 28V27H60ZM59 28V29H60ZM70 28V27H69ZM211 28V30H212V27H210ZM221 28V27H220ZM23 29V28H22ZM29 29V28H28ZM36 29H34V30H36ZM65 29V28H64ZM67 29V28H66ZM66 29H65V31H66ZM71 29V28H70ZM227 29H229V28H227ZM8 30H10V29H7V31ZM26 30V29H25ZM30 30V29H29ZM52 31H54L53 29H51ZM62 30V29H61ZM210 30V29H209ZM208 30V31H209ZM224 30V29H223ZM4 31H6V30H4ZM18 31V30H17ZM27 31V30H26ZM32 31H33V29H32ZM32 31H31V33H32ZM39 31V30H38ZM45 31V30H44ZM43 31V32H44ZM151 31V30H150ZM222 31V30H221ZM9 32V31H8ZM11 32H13V29H12V31H10V33ZM23 32V31H22ZM30 31H28V32H25V33H29ZM34 32V31H33ZM37 31H35V33H36ZM64 32V31H63ZM62 32V33H63ZM67 32V31H66ZM3 33L4 32H2V36H3ZM6 33V32H5ZM14 33V32H13ZM12 33V34H13ZM24 33V34H25ZM38 33V32H37ZM51 33V32H50ZM57 32H54V35H57L56 34ZM61 33V34H62ZM145 33V32H144ZM147 33H148V31H147ZM146 33V34H147ZM166 33H168V32H166ZM206 33V34H205ZM204 33V37L202 38L201 37V39L196 43V46H195V52H194V50H193V53L195 54V56H194V54L192 55V56H194V57H192L193 59H198L206 50H208L209 48H211V46L215 43V40H216V37L215 36H217L216 34H219V33H216V34H213L214 32L212 31H209V33L208 32H205ZM1 34V33H0ZM11 34V35H12ZM49 34V33H48ZM53 33H51V35H52ZM64 34V33H63ZM67 34H68V32H67ZM141 34V33H140ZM162 34H163V32H162ZM171 34V33H170ZM10 35V34H9ZM16 35V34H15ZM32 35H34V33L32 34ZM31 35V36H32ZM54 35H52V36H50V35H47V34H43V36L41 35V40H42V42L40 43L41 44V47L43 46H49V47H52L53 45H54V43L56 42V40H54V39H56V36H54ZM69 35V34H68ZM123 35H124V33H123ZM148 35V34H147ZM4 36H5V34H4ZM7 36H8V34H7ZM17 36H18V34H17ZM22 36H23V34H22ZM25 36V38H26V34L24 35ZM31 36H29V37H31ZM38 36V35H37ZM60 36V35H59ZM58 36V37H59ZM64 36H66V35H64ZM63 36V37H64ZM145 36V35H144ZM203 36V35H202ZM15 37V36H14ZM13 37V38H14ZM28 37V36H27ZM39 38H40V36H38ZM70 37V36H69ZM74 37V36H73ZM159 37V36H158ZM165 37V36H164ZM1 38V37H0ZM4 38H6V37H4ZM12 38V37H11ZM13 38L11 39V40H13ZM15 38H17V37H15ZM22 38V37H21ZM21 38H19V40H18V38H17V40L18 41H20V39ZM24 38V37H23ZM22 38V39H23ZM37 38V37H36ZM66 38V37H65ZM139 38V37H138ZM146 38V37H145ZM166 38V37H165ZM9 39H10V37H9ZM29 39H31V41H32V38H29ZM28 39V40H29ZM35 38H33V42L36 40H34ZM160 39H164V38H159L158 40H160ZM167 39V38H166ZM1 40H3L4 41V39H3V37L1 38ZM0 40V41H1ZM5 40H8V37H7V39H5ZM16 40V39H15ZM16 40V41H17ZM37 40H38V42L36 41V43H37V45H38V43H39V39L37 38ZM58 40H59V38H58ZM57 40V42H59ZM72 40V39H71ZM8 41H10V40H8ZM7 41V42H8ZM16 41H15V43H16ZM17 41V42H18ZM22 41V40H21ZM138 41H140V39L138 40ZM142 41V40H141ZM217 41V40H216ZM6 42V43H7ZM29 41H27L26 40V43H28ZM9 43H12L11 41L9 42ZM19 43V42H18ZM35 43V42H34ZM33 43V44H34ZM60 43V42H59ZM141 43V42H140ZM2 45L4 44L5 45V43H1ZM0 44V45H1ZM8 44V43H7ZM7 44L5 45V47L7 46ZM13 44H14V42H13ZM58 44V43H57ZM217 44V43H216ZM9 46H13V45H10V44H8ZM19 45V44H18ZM18 45H17V47H18ZM24 45H26L25 44V42H24ZM56 45V44H55ZM59 45H61V44H59ZM178 45H180V44H178ZM9 46H7V48L9 47ZM27 46V45H26ZM57 46V45H56ZM3 47V46H2ZM4 47V48H5ZM20 47V46H19ZM29 47V46H28ZM37 47V46H36ZM35 47V48H36ZM40 47V46H39ZM54 47V49H55V46H53ZM181 47V46H180ZM14 48V47H13ZM19 49V48H18ZM39 48H37L36 49V51L33 53L32 51H31V55L32 56H27L28 58L29 57H33V55L35 56V55H37V54H39L38 53V50ZM52 49V48H51ZM3 50V49H2ZM11 50L13 51V49L11 48ZM31 50V49H30ZM32 50H33V48H32ZM40 50V49H39ZM43 50V49H42ZM41 50V51H42ZM61 50H63V48L61 49L60 48V51ZM66 50V49H65ZM198 50V51H197ZM210 50V49H209ZM208 50V51H209ZM4 51H6L5 49H4ZM29 51V50H28ZM44 51V50H43ZM58 51V50H57ZM14 52H15V50H14ZM48 52H50V50L48 51ZM47 52V54H49ZM63 52V51H62ZM5 53V52H4ZM28 53V54H29ZM43 53H45L46 54V52H43ZM59 53V52H58ZM130 53H131V51H130ZM192 53V52H191ZM206 53V52H205ZM132 54V53H131ZM25 56L27 55V54H24ZM42 55V54H41ZM50 55V54H49ZM53 55V54H52ZM4 58L7 60V62H6V64L7 65H9V67H11L12 66V64L14 63H16V61H15V59L17 58L16 56H14L13 55V53L11 52V51H7L4 55ZM2 56V57H3ZM55 56V55H54ZM62 56V55H61ZM188 56H191V55H188ZM14 57H16V58H14ZM40 57V58H39ZM58 57V56H57ZM165 57V56H164ZM43 59V57H41L40 56V54L36 57V59ZM44 58H46V55H45V57ZM53 58V57H52ZM131 58H132V56H131ZM2 59V58H1ZM1 59H0V62H1ZM4 59V60H5ZM31 60H32V58H30ZM35 59V60H36ZM51 59V58H50ZM59 59V58H58ZM165 59V58H164ZM22 60V59H21ZM45 60V59H44ZM157 60H159V58L157 59ZM187 60V59H186ZM37 61V60H36ZM42 62H43V60H41ZM52 61V60H51ZM54 61H55V58H54ZM162 61V60H161ZM264 61V60H263ZM33 62H34V65L36 64L35 63V61L33 60ZM32 61H31V63H33ZM38 62V61H37ZM41 62V64H40V62H39V65L37 66L38 68H40L41 66H43L44 67V65H46V64H44L43 65V63ZM160 62V61H159ZM193 62V61H192ZM18 63H19V59H18ZM21 63V62H20ZM48 63V62H47ZM53 63V62H52ZM55 63V62H54ZM263 63V62H262ZM17 64V63H16ZM11 65V66H10ZM21 65V64H20ZM26 65V64H25ZM28 65V64H27ZM26 65V66H27ZM37 65V64H36ZM51 65V64H50ZM2 66H3V64H2ZM4 66H6V65H4ZM14 66V65H13ZM12 66V67H13ZM47 66V65H46ZM96 66V65H95ZM259 66H260V63H259ZM263 66V65H262ZM7 67V66H6ZM11 67V68H12ZM25 67V66H24ZM23 67V68H24ZM93 67V66H92ZM167 67V66H166ZM256 67H258V66H256ZM1 68V67H0ZM2 68H4V67H2ZM1 68V69H2ZM16 68V67H15ZM18 68H19V66H18ZM27 67H25V69H26ZM38 68H35V71H36V69H38ZM261 68V67H260ZM10 69V68H9ZM255 69H257V68H255ZM5 69H3V71H4ZM14 70V69H13ZM29 69H27V71H28ZM39 70V69H38ZM41 70H42V67H41ZM264 70V69H263ZM16 71H18L17 73L18 74H20V71H22V67L20 68V69H18V70H16ZM15 71V72H16ZM35 71H33V73L35 72ZM113 71V70H112ZM0 72H2V71H0ZM8 72V71H7ZM6 72V73H7ZM15 72H13V73H15ZM23 72H25V70L23 71ZM37 72V71H36ZM90 72V71H89ZM256 71H254V73H255ZM5 73V72H4ZM11 72L9 71L8 72V75H2V76H4L3 78H5V79H3V78H1V79H3V80H1V82L2 81H9V80H7V78H6V76H10V78H12L13 76H15V75H13L12 77H11V75H12V73L10 74ZM98 72H96V71H93V73H92V71H91V73L90 74H88V75H86L85 74V71H84V74H85V76H84V82H83V84L80 86V89L82 90L85 86L87 87L88 85L89 86H92L93 88L95 87V88H97L98 86H99V84H101L102 83V81L101 80H103L102 78H98V75L99 74H97ZM253 73V74H254ZM257 73V72H256ZM263 73V72H262ZM83 73H82V75H84ZM34 75H36V73H34ZM58 75V74H57ZM60 75V74H59ZM245 75V74H244ZM257 75V74H256ZM262 75V74H261ZM1 76V74H0V77H2ZM17 76V75H16ZM70 76V75H69ZM73 76V75H72ZM78 76V75H77ZM81 76V75H80ZM234 76V75H233ZM241 76V75H240ZM55 77H57V76H55ZM99 77H101V75L99 76ZM213 77V76H212ZM217 77V76H216ZM244 78H245V76H243ZM249 77H250V75H249ZM261 77V76H260ZM260 77H258V78H260ZM263 77V76H262ZM14 79H15V77H13ZM12 78V79H13ZM19 78V77H18ZM18 78H16L17 80H18ZM69 78V77H68ZM67 78V79H68ZM76 78V77H75ZM75 78H74V80H75ZM78 79H79V77H77ZM213 78H215V76L213 77ZM235 78V77H234ZM233 78V79H234ZM240 78V77H239ZM264 78V77H263ZM14 79H13V81H14ZM15 79V80H16ZM59 79V78H58ZM65 79V78H64ZM149 79V78H148ZM167 79V78H166ZM216 79V78H215ZM261 79V78H260ZM11 80V79H10ZM52 80V79H51ZM151 80V79H150ZM238 80V79H237ZM241 80V79H240ZM242 80H244V79H242ZM246 80H247V77H246ZM54 81V80H53ZM71 81V80H70ZM70 81H67V82H65L64 84H63V86L66 88V89H68L67 87H71L75 82H70ZM73 81V80H72ZM75 81H77V80H75ZM211 81V80H210ZM239 81V80H238ZM245 81V80H244ZM257 81V80H256ZM6 82H4V83H6ZM14 82H16V81H14ZM57 82V81H56ZM70 82V83H69ZM101 82V83H100ZM144 82V81H143ZM142 82V83H143ZM173 82V81H172ZM243 82V81H242ZM241 82V83H242ZM255 82V81H254ZM253 82V83H254ZM260 82H262V81H260ZM264 82V81H263ZM3 83V82H2ZM1 83V84H2ZM3 83V84H4ZM52 83H54V82H52ZM237 83V82H236ZM246 83V82H245ZM259 83V81H257V84ZM58 83H56V85H57ZM135 84V83H134ZM147 84V83H146ZM149 84V83H148ZM156 84V83H155ZM160 84V83H159ZM167 84V83H166ZM233 84V83H232ZM256 84V85H257ZM260 84H262V83H260ZM264 84V83H263ZM16 85V84H15ZM132 85V84H131ZM141 85V84H140ZM170 85V84H169ZM178 85H179V83H178ZM236 85V87H237V85L238 84H235ZM246 85V84H245ZM253 85V84H252ZM255 85V86H256ZM5 86L6 85H4V88H5ZM50 86V85H49ZM77 86V85H76ZM79 86V85H78ZM77 86V87H78ZM126 86V85H125ZM145 86V85H144ZM239 86V85H238ZM247 86V85H246ZM264 86V85H263ZM1 87V86H0ZM12 87H13V85H12ZM64 87H62V89L64 88ZM147 87H149V86H147ZM176 87V86H175ZM203 87V86H202ZM235 87V88H236ZM240 87V86H239ZM249 87H251V85L249 86ZM248 87V88H249ZM258 87H260V86H257L255 89H257ZM262 87V86H261ZM14 88V87H13ZM59 88V87H58ZM57 88V89H58ZM64 88V89H65ZM90 88V87H89ZM88 88V89H89ZM99 88V87H98ZM165 88V87H164ZM205 88V87H204ZM222 88V87H221ZM224 88V87H223ZM243 88H245V87H243ZM248 88H246V89H248ZM2 89V88H1ZM0 89V90H1ZM53 89V88H52ZM77 89V88H76ZM80 89H78V91H80ZM88 89H87V91H85V92H89L88 91ZM180 89V88H179ZM225 89V88H224ZM223 89V90H224ZM245 89V90H246ZM251 89H252V91H253V88L251 87ZM254 89V90H255ZM262 89H263V92H262V95H260L259 94V96H260V98H261V96H262V100H261V103L263 104V106H264V87H262ZM261 88L260 89H258V91L259 90H262ZM47 90H49V88L47 89ZM46 90V91H47ZM71 90V89H70ZM132 90V89H131ZM175 90V89H174ZM174 90H172V91H174ZM177 90V89H176ZM231 89H229V91H230ZM240 90H242V88L240 89ZM244 90V89H243ZM45 91V92H46ZM52 90L50 89V92H51ZM58 91V90H57ZM56 91V92H57ZM95 91H96V89H95ZM126 91H127V89H126ZM178 91H180V90H178ZM177 91V92H178ZM220 91H221V89H220ZM236 90H234V91H232V92H235ZM238 91V90H237ZM256 91V90H255ZM44 92V93H45ZM53 92V91H52ZM81 92V91H80ZM83 92V91H82ZM154 92V91H153ZM247 92V91H246ZM246 92H245V94H243V96L245 95V96H247L246 95ZM261 92V91H260ZM48 93V92H47ZM47 93H45V94H47ZM73 93V92H72ZM91 93V92H90ZM155 93V92H154ZM238 93H240L239 91H238ZM248 93V92H247ZM252 93V92H251ZM49 94V93H48ZM54 94H56V93H54ZM66 94V93H65ZM81 94V93H80ZM88 95H89V93H87ZM87 94H84L85 96L84 97H86V95ZM178 94V93H177ZM195 94V93H194ZM222 94V93H221ZM242 94V93H241ZM43 95V94H42ZM79 95V94H78ZM87 95V96H88ZM151 95V94H150ZM155 95V94H154ZM153 95V96H154ZM180 95V94H179ZM183 95V94H182ZM191 95V94H190ZM193 95V94H192ZM190 96L191 98H193V96ZM214 95V94H213ZM233 95V94H232ZM231 95V96H232ZM235 95V94H234ZM239 95V94H238ZM249 95H250V93H249ZM252 95V94H251ZM254 95V94H253ZM250 96L249 97V99L247 100L248 102H249V100L250 99H252V97H254V96H256V94L254 95V96ZM3 96V95H2ZM51 96H53V95H51ZM71 96V95H70ZM77 96V95H76ZM148 96V95H147ZM152 96V97H153ZM236 96V95H235ZM244 96V97H245ZM78 97V96H77ZM81 99H82V97L81 96H79ZM108 97V96H107ZM177 97V96H176ZM228 97V96H227ZM230 97V96H229ZM233 97V96H232ZM243 97V98H244ZM40 99L38 100V101H40L41 99H43V98H41V97H39ZM46 98H48V97H46ZM51 98V97H50ZM53 98V97H52ZM72 98V97H71ZM106 98V97H105ZM184 98V97H183ZM212 98V97H211ZM215 98V97H214ZM237 97H234L233 99H231V100H234V99H236ZM240 98H242V96L240 95ZM255 98V97H254ZM253 98V99H254ZM259 98V99H260ZM2 99V98H1ZM0 99V100H1ZM45 99V98H44ZM49 99V98H48ZM57 99V98H56ZM63 99V98H62ZM73 99V98H72ZM77 99V98H76ZM95 99V98H94ZM97 99V98H96ZM101 100H102V98H100ZM99 99V100H100ZM228 99V98H227ZM255 99H257V98H255ZM258 99V100H259ZM54 100V99H53ZM60 100V99H59ZM78 100V99H77ZM89 100V99H88ZM108 100V99H107ZM176 100V99H175ZM185 100V99H184ZM189 100V99H188ZM225 100V99H224ZM223 100V101H224ZM242 100V99H241ZM33 101V103H35V100H32ZM38 101H36V103L38 102ZM46 101H48V100H46ZM45 101V102H46ZM84 101L86 102V103H88L85 99H84ZM83 101V102H84ZM103 101V100H102ZM102 101H100L101 103H102ZM119 101V100H118ZM126 101V100H125ZM177 101V100H176ZM254 101V100H253ZM256 101V102H255ZM254 102H251V103H256V104H259L260 105V103H257V102H259V101H257V100H255ZM263 101V102H262ZM69 102V101H68ZM72 102H74V101H72ZM78 102H80V100H78ZM82 102V101H81ZM81 102L79 103L80 105H81ZM82 102V103H83ZM90 102V101H89ZM92 102H94V101H92V99H91V103ZM97 102V101H96ZM109 102V103H108ZM114 102V104H112ZM211 102V101H210ZM231 102V101H230ZM230 102H227L226 104H229ZM233 102V101H232ZM237 102V100L235 101V102H233V103H230V105L233 107V104L234 103H236ZM247 103L246 102V100H244L243 101V103ZM1 103L3 104V102L1 101ZM33 103L32 104H30V105H33ZM40 103H41V101H40ZM43 103V102H42ZM41 103V104H42ZM60 103V102H59ZM63 103H67V100H66V102H65V100H64V102ZM70 103V102H69ZM105 103V102H104ZM104 103L103 104H101V106H100V104L98 103V105H96V106H100V110H98L97 112V114H95V115H91V116H88V117H90L89 118V120H90V122L91 123H89L88 124V122H85V117H86V115L87 114H89L90 115V113H89V111H86V112H81L80 111V109L78 108V103L76 102V104H77V107H74V108H72V110H68L67 112H66V115L65 116H63L64 118H73L74 119V124H72V126L75 128L76 126H77V123H83V126L80 128V130L78 131V132H75V129H74V131L73 130H71L72 128H66V126H64V128H66V129H68V130H64V132H63V129H62V126L59 128L58 127V130L59 129H61L60 130V133L58 134V132L59 131H57V134L58 135H60L62 132V134L64 135V134H66L67 136L69 135L70 137H69V140H75L77 137H81V136H84V135H86L87 133L89 134L90 132H92V130L94 131L95 129H97V127L96 128H90L91 126H89V125H92V123L95 121V120H97V121H99V123L101 124V126H99V125H97L98 126V128H99V130L98 131H101V127H104L105 128V130L106 129H108V127L110 126V128L111 127H115V128H113V129H115L114 130V133L117 131V132H119V133H121V135H122V132L123 133H129V131L131 132L134 128H136V129H138V128H140V126L142 125L141 124V122H134V119H133V122H134V124H132V121H130V122H128L127 120L129 119L128 117V119H124V118H126L125 117V115L128 113H126L125 115H123V116H121V114H122V112L123 111H126L127 110V108H128V105H125L124 106V108H123V106H122V110H121V105L120 106H117L118 105V103H115V101H113V100H108L107 101V103H105L106 105H104ZM122 103V102H121ZM126 103V102H125ZM129 103V102H128ZM224 104H225V101L223 102ZM240 103H242V102H240ZM2 104H0V106L1 107H5L4 106V104L2 105ZM44 104V103H43ZM57 104V103H56ZM112 104V105H111ZM221 104H222V100H221ZM225 104V105H226ZM238 104V103H237ZM249 104V103H248ZM255 104V106H259V105H256ZM8 105V104H7ZM6 105V106H7ZM28 106V107H31V106ZM62 105V104H61ZM60 105V106H61ZM71 105V104H70ZM85 105V104H84ZM92 105H94V104H92ZM236 105V104H235ZM246 105V104H245ZM244 104L241 106V107H243V108H245V109H247L246 107H244L245 106ZM253 104H251V106H252ZM36 106V105H35ZM34 106V108L32 107L31 109L32 110H30V108H29V111L26 113V111H27V109L28 108H26V111H25V113L28 115H30V117H32V118H35L36 116L35 115H37L38 113L37 112H39V111H42L41 109H43L45 106L44 105H42L41 107H35ZM59 106V105H58ZM65 105H62L61 107H60V109H58V111H56L57 113H56V115H55V118H58V115H59V111L60 110H62L63 111V108H64V111L66 110V108H67V104H66V108L64 107ZM90 106V105H89ZM157 106V105H156ZM229 106V105H228ZM248 106V105H247ZM254 106V107H255ZM11 107V106H10ZM57 107V106H56ZM83 107V106H82ZM88 107V106H87ZM110 107H112V112L113 113H106L108 110H109V108ZM179 107V106H178ZM224 107V106H223ZM231 107V108H232ZM250 107V106H249ZM248 107V108H249ZM6 108V107H5ZM92 108H94V107H92ZM129 108H131V107H129ZM129 108H128V110H129ZM158 108V107H157ZM222 108V107H221ZM229 108V107H228ZM227 108V109H228ZM238 108V107H237ZM240 108V107H239ZM242 108V110H244ZM252 109H253V107H251ZM3 109V108H2ZM86 109V108H85ZM120 109V110H119ZM159 109V108H158ZM223 109V108H222ZM53 110V109H52ZM57 110V109H56ZM94 110H95V108H94ZM0 111H1V109H0ZM4 111V110H3ZM6 111V110H5ZM10 111V110H9ZM84 111V110H83ZM239 111H241V110H239ZM239 111H237V110H235L234 109V112L231 114L232 116H230V117H228V119H230L229 121H231V120H233L232 119V117L234 116V118H235V114L237 113V112H239ZM245 111V110H244ZM243 111V113L244 114H246V111H248V109L244 112ZM250 111V110H249ZM254 111V110H253ZM46 112V111H45ZM90 112H92V111H90ZM94 112V111H93ZM158 112V111H157ZM232 112V111H231ZM236 112V113H235ZM261 113H255V115H254V117H253V119H252V122H254L255 123V125L256 124H260L261 122L262 123H264V111H260ZM41 113V112H40ZM39 113V114H40ZM95 113V112H94ZM124 113V112H123ZM220 113V112H219ZM227 113V112H226ZM240 113V112H239ZM238 113V114H239ZM238 114H236V116L238 115ZM249 114V113H248ZM251 114V113H250ZM252 114H253V112H252ZM251 114V116H253ZM257 114V115H256ZM4 115H5V113H4ZM26 115V116H27ZM44 115V114H43ZM48 115V114H47ZM99 115H103V117L101 118V120L100 119H98V117H101V116H99ZM220 115V114H219ZM226 115V114H225ZM2 116V115H1ZM0 116V117H1ZM35 116V117H34ZM127 116H129V115H127ZM131 116V115H130ZM197 116V115H196ZM214 116V115H213ZM216 116V115H215ZM239 116V115H238ZM247 116V115H246ZM7 117V116H6ZM28 117V116H27ZM26 117V118H27ZM29 117V118H30ZM41 117H43V116H41ZM110 117H116V118H119V117H121L119 120H117L116 121V118H115V120L114 121H110L109 122V120H113V118L111 119ZM248 117V116H247ZM32 118H30V119H32ZM46 118V117H45ZM44 118V119H45ZM64 118H62L63 120H64ZM87 118V117H86ZM110 118V119H109ZM237 118V120H241V119H243V118H241V119H239L238 117H236ZM249 118V117H248ZM1 119V118H0ZM3 119H4V117H3ZM23 119V118H22ZM42 119V118H41ZM59 119V118H58ZM69 119H68V121H69ZM181 119V118H180ZM250 119V118H249ZM21 120V119H20ZM25 120V119H24ZM47 120V119H46ZM48 120H50V116H49V119ZM67 120V119H66ZM142 120V119H141ZM182 120V119H181ZM235 120V119H234ZM234 120L231 122L232 124H230V125H232V126H230V125H228V127L230 126L231 128V131L233 130V132H234V128H235V126L238 124H236V125H234V123H236L237 122V120L234 122ZM1 121V120H0ZM4 121V120H3ZM22 121V120H21ZM26 121V120H25ZM28 121V120H27ZM27 121L26 122H24V124L21 122V124H20V126H21V128H22V124L24 125L23 126V128L25 127V126H27L26 124H27ZM127 121V122H126ZM145 121V120H144ZM147 122H144V123H146L145 124V126H146V128H151L153 125H154V120L153 119H151L150 117L149 118H147V120H146ZM222 121H224L223 119H222ZM242 121V120H241ZM15 122H17V120L15 121ZM30 122V121H29ZM38 122V121H37ZM226 122H228V121H226ZM245 122V121H244ZM60 123H62V122H60ZM204 123V122H203ZM224 123V122H223ZM14 124V123H13ZM17 124V123H16ZM15 124V125H16ZM66 124V123H65ZM98 124V123H97ZM222 124V123H221ZM240 124V123H239ZM242 124V126L244 127V124L243 123H241ZM31 125V124H30ZM35 125V124H34ZM56 125V124H55ZM58 125V124H57ZM62 125H63V123H62ZM158 125V124H157ZM161 126H162V124H160ZM211 125V124H210ZM250 125V124H249ZM252 125V124H251ZM254 125V129H255V126ZM264 125V124H263ZM9 126H11V125H9ZM17 126V125H16ZM71 125H69V127H70ZM144 126V125H143ZM159 126V125H158ZM160 126V127H161ZM209 126V125H208ZM215 126V125H214ZM246 126V125H245ZM13 127H15V126H13ZM12 127V128H13ZM18 127H19V125H18ZM17 127V128H18ZM31 127H32V125H31ZM79 127V126H78ZM93 127H95V126H93ZM241 126H239V129H241V128H243V127H241ZM248 127V126H247ZM251 127V126H250ZM17 128L15 127L14 129H9L8 128V130H6V132L8 131V133L9 132H14V131H16L15 133H18L17 132ZM21 128L19 127V129L21 130ZM22 128V129H23ZM54 128V127H53ZM101 128V129H100ZM144 128V127H143ZM209 128V127H208ZM217 128V127H216ZM236 128H238V127H236ZM252 128V127H251ZM257 128H258V126H257ZM256 128V129H257ZM260 128H263V126L261 127H259L258 129L259 130H261ZM18 129V130H19ZM47 129V128H46ZM92 129V130H91ZM158 129V128H157ZM202 129V128H201ZM239 129H237L236 131H237V133H238V131H239ZM248 129H249V127H248ZM247 129V130H248ZM253 129V128H252ZM257 129V131H259ZM264 129V128H263ZM38 130V129H37ZM227 130H229V129H227ZM243 130L245 131V127L243 128ZM250 130V134H251V129H249ZM44 131V130H43ZM53 131V130H52ZM154 131V130H153ZM223 131V130H222ZM261 131H263V130H261ZM5 132V133H6ZM20 132V131H19ZM36 132V131H35ZM34 132V133H35ZM39 132H40V130H39ZM95 132H97V130L95 131ZM213 132H215V131H213ZM221 132V131H220ZM226 132V131H225ZM228 132V131H227ZM226 132V133H227ZM233 132H230V133H233ZM260 132V131H259ZM8 133H7V135H8ZM14 133V135H17V134H15ZM22 133V132H21ZM56 133V132H55ZM113 133V134H114ZM132 133H134L135 134V132H132ZM152 134L154 133V132H151ZM243 134V131H242V129L240 130V132H239V134H240V136L239 137H242V134ZM253 133V132H252ZM262 133V132H261ZM260 133V134H261ZM12 134V133H11ZM31 134V133H30ZM61 134V135H62ZM91 134V133H90ZM100 134H102L101 132H100ZM116 134V136H117V133H115ZM130 134V133H129ZM129 134H127L128 135V137L129 136H131V135H129ZM137 134V133H136ZM140 134V133H139ZM213 134V133H212ZM217 133H215L214 135H216ZM221 134H223V132H221ZM228 134V133H227ZM246 134H248V131L246 132ZM250 134H249V136L248 135H246L247 137H245L247 140H248V138H250V140L251 139H254L255 138V140L256 139H259V141H261V137L260 138H256L255 137V135H254V138H251V137H253V135L251 134V137H250ZM257 134H258V132H257ZM256 134V135H257ZM6 135V136H7ZM18 135H20V134H18ZM18 135H17V138H18ZM39 135V134H38ZM60 135V136H61ZM112 135V134H111ZM211 135V134H210ZM218 135V134H217ZM244 135V134H243ZM262 135H263V137H264V134L262 133ZM261 135V136H262ZM21 136V135H20ZM19 136V137H20ZM31 136H33V135H31ZM55 136V135H54ZM59 136V137H60ZM92 136H94V135H92ZM114 136V138L113 139H115V135H113ZM125 135H123V137H124ZM206 136V135H205ZM205 136H203V137H205ZM14 137V136H13ZM23 138H24V136H22ZM21 137V138H22ZM56 137H58V136H56ZM55 137V138H56ZM63 137V136H62ZM61 137V138H62ZM104 137V136H103ZM119 137H120V134H119ZM207 137V136H206ZM211 137H213L212 135H211ZM210 137V138H211ZM230 138H231V136H229ZM262 137V138H263ZM27 138V137H26ZM60 138V139H61ZM67 138V137H66ZM93 138V137H92ZM121 138V140L123 139L122 137H120ZM131 138H134V137H130V139H128L127 137L126 138H124L123 139V142H122V148H126V147H128V148H130L131 146H132V144L133 143H129V140H131ZM136 138V137H135ZM144 138H146V135L144 136ZM143 138V139H144ZM217 138V137H216ZM223 138V137H222ZM234 138L235 139H237V137L236 136H234ZM234 138H231V139H233V141H234ZM245 138H242V139H244V141H246L245 140ZM16 139V138H15ZM30 139V138H29ZM32 139V138H31ZM68 139V138H67ZM94 139H96V143H98V144H101V143H103L104 141H103V138H101V137H99V135H97L96 134V136H94ZM110 139V138H109ZM117 139H119L118 137H117ZM203 139V138H202ZM220 139H221V137H220ZM240 138H238V140L237 141H240L239 140ZM55 140H58V138L57 139H55ZM81 140V139H80ZM120 140V139H119ZM119 140H117V141H119ZM121 140H120V142H121ZM207 140V139H206ZM216 140V139H215ZM219 140V139H218ZM250 140H248L246 143L247 144H249L250 143ZM255 140H253L252 142H251V145L249 144L248 146H252V143L255 141ZM18 140H15L14 141V144H15V142H17ZM21 141H22V139H21ZM24 141H25V138H24ZM27 141V140H26ZM25 141V142H26ZM83 141V140H82ZM90 141V140H89ZM93 140H91V142H92ZM114 141H116V139L114 140ZM113 141V142H114ZM142 141V140H141ZM202 141V140H201ZM224 141V140H223ZM243 141V140H242ZM256 141H258V140H256ZM262 141H264V138H263V140ZM261 141V142H262ZM24 142V143H25ZM58 142V141H57ZM64 143L66 142V141H63ZM62 142V143H63ZM71 142V141H70ZM75 142V141H74ZM78 142V141H77ZM77 142L75 143V144H73V145H76L77 144ZM94 142V141H93ZM119 142V143H120ZM137 142H139V140L137 141ZM143 142V141H142ZM200 143V138L198 137V133L195 131V129L194 128H191V127H188V129H186V130H182V131H180V133L179 134H176L175 133V136H174V139H172L169 143H168V147H166L167 149H168V156H169V158L172 160V162L174 163V169H176L175 171H178V175H180V174H182L183 172H185L186 170H187V168H192V167H195V166H198L199 165V163H200V161H201V159H202V157L204 156L203 155V150L204 149H202L201 148V146L203 147V145H197V143ZM216 142V141H215ZM229 142H231V141H229ZM261 142H260V144H261ZM18 143V142H17ZM15 144V146L16 147H18L19 148V146H21V144H23V142L19 145V144ZM20 143V142H19ZM69 143V142H68ZM90 143V142H89ZM89 143H88V141L86 140V142H82L81 143V145H80V143H79V145L80 146H78L77 147V149H78V151L79 152H81V155H82V153H83V155H85L83 158H81L80 159V164H79V166H80V168H86V167H89V169L91 168V170L93 169V172L95 171V173H97V171H100V170H102V169H107V167H106V165L108 166V164H110L111 162H106L107 161V158H109V157H111L112 158V160L114 159V154H116V152H114L113 150H112V152L111 151H107L108 149L106 148V147H108V146H106L107 145V142H106V145H105V142H104V145L106 146H104V147H99V148H94V149H91L90 147H89ZM117 142H114V144H116ZM202 143H203V141H202ZM204 143H207V142H204ZM203 143V144H204ZM233 143H236V142H233ZM55 144V143H54ZM58 144V143H57ZM56 144V145H57ZM60 144V143H59ZM95 144V143H94ZM208 144V147H209V143H207ZM254 144H256V146H257V142H254L253 143V145ZM260 144H259V146H260ZM13 144H10V146H12ZM25 145V144H24ZM30 145H31V143H30ZM45 144H43V146H44ZM67 145V144H66ZM73 145H71L72 147L70 148V150L72 149V150H74L76 147L75 146H73ZM90 145H93L92 143L90 144ZM120 145V144H119ZM120 145V146H121ZM131 145V146H130ZM138 145V144H137ZM238 145H240L239 143H238ZM242 145V144H241ZM244 145H246V144H244ZM27 146H28V142H27ZM27 146H25V148H28L29 149V146L27 147ZM32 146V145H31ZM37 146V145H36ZM46 146H47V144H46ZM58 146H60V145H58ZM62 146V145H61ZM110 146V145H109ZM117 146V145H116ZM120 146H118V147H120ZM130 146V147H129ZM215 146H217V145H215ZM222 146V145H221ZM221 146H220V148H221ZM230 146H233V144L231 143V145ZM256 146H255V148H256ZM57 147V146H56ZM63 147V146H62ZM67 147V146H66ZM112 147H113V144H112ZM118 147L115 149L114 147V149L117 151L118 150ZM207 147V148H208ZM218 147V146H217ZM236 147V146H235ZM249 147V148H250ZM13 148V147H12ZM32 148V147H31ZM30 148V150H33V148L31 149ZM39 148V147H38ZM109 148V147H108ZM121 147L119 148V151H121L122 150V152H124L123 150L124 149H122ZM133 148V147H132ZM165 148V149H166ZM204 148H205V146H204ZM216 148V147H215ZM215 148H213V150H216L217 151V149H215ZM233 148V147H232ZM240 148V147H239ZM243 148V147H242ZM248 148V149H249ZM252 148H253V146H252ZM254 148V149H255ZM1 149H6V147L5 148H0V150ZM16 149V148H15ZM56 149V148H55ZM111 149V148H110ZM140 149V148H139ZM202 149V150H201ZM212 149V148H211ZM237 149V148H236ZM246 149V148H245ZM244 149V150H245ZM257 149V148H256ZM255 149V150H256ZM7 150H8V147H7ZM7 150H4V151H7ZM12 150V149H11ZM20 150H21V148H20ZM19 150V151H20ZM22 150H23V148H22ZM38 150V149H37ZM51 150V149H50ZM63 150V149H62ZM69 150V151H70ZM125 150H127V148L125 149ZM260 150V149H259ZM2 151V150H1ZM13 151V150H12ZM28 151V150H27ZM36 151V150H35ZM44 152H43V154L45 153V150H43ZM61 151V150H60ZM68 151V150H67ZM66 151V153H64L65 155L68 153ZM75 151H77V150H75ZM128 151V150H127ZM204 151H206V150H204ZM223 151V150H222ZM221 151V152H222ZM232 151V150H231ZM240 151V150H239ZM241 151H242V149H241ZM251 151H252V149H251ZM254 151V150H253ZM11 151H9L8 150V152H7V156H8V153H10ZM15 152V151H14ZM21 152V151H20ZM23 152L24 151H22V154H23ZM26 152V151H25ZM33 152V151H32ZM32 152H31V154H32ZM37 152V151H36ZM35 152V153H36ZM50 152V151H49ZM52 152V151H51ZM72 152H74V151H72ZM110 152V153H109ZM147 152H148V150H147ZM238 152V151H237ZM261 152H262V150H261ZM260 152V153H261ZM34 152H33V154H35ZM42 152H40V153H38L37 152V154H38V156H39V154H40V156L42 155L41 154ZM47 153V152H46ZM56 153V152H55ZM61 153L62 152H59V153H57V155L55 156L56 158H60V156H61ZM71 153V152H70ZM70 153L68 154V155H70ZM129 153V152H128ZM166 153H167V151H166ZM206 153V152H205ZM211 153V152H210ZM227 153H229L230 155H231V153L230 152H227ZM242 153V152H241ZM240 153V154H241ZM244 153V152H243ZM259 153V152H258ZM12 154V153H11ZM30 154V155H31ZM37 154L35 155L36 156V158L38 157L37 156ZM75 154V153H74ZM139 154H141V153H139ZM147 154V153H146ZM217 154V153H216ZM223 154V153H222ZM228 154V155H229ZM237 154V153H236ZM240 154H239V157H240ZM46 155V154H45ZM67 155V156H68ZM78 155H80V154H77L76 156H78ZM118 155V154H117ZM203 155V156H202ZM206 155V154H205ZM252 155V154H251ZM263 156H264V154H262ZM6 156V155H5ZM6 156V157H7ZM9 156H11V155H9ZM25 155L23 154V156L22 157H24ZM39 156V157H40ZM51 156V155H50ZM53 156H54V154H53ZM71 156H72V154H71ZM71 156H69V157H71ZM75 156V157H76ZM218 156V155H217ZM220 156V155H219ZM232 156V155H231ZM234 156V155H233ZM243 156V155H242ZM246 156V155H245ZM257 156V155H256ZM1 157H3V156H1ZM14 157V156H13ZM28 157V156H27ZM43 157V156H42ZM47 157V156H46ZM54 157V158H55ZM68 157V158H69ZM116 157V156H115ZM166 156H163V158H165ZM205 157V156H204ZM236 157H237V155H236ZM235 157V158H236ZM255 157V156H254ZM34 159V156H30V158H28V159ZM49 157H47V159H48ZM55 158V159H56ZM64 159L65 158H67V157H63ZM73 158V157H72ZM105 158H106V161H105V163H107V164H104L103 162H104V160H105ZM169 158H167V159H169ZM211 158V157H210ZM210 158L208 159V157H206V159H208L209 161H210ZM260 158V160L262 161V159H264V157L261 159V157H259ZM259 158H255L256 160L253 162V163H255V162H257V160L259 159ZM0 159H2V158H0ZM21 159V158H20ZM25 159V158H24ZM104 159V160H103ZM143 159V158H142ZM146 159V158H145ZM167 159H164L165 161L167 160ZM205 159V158H204ZM204 159L202 160V161H204ZM251 159V158H250ZM3 162H4V160H5V157H3ZM57 160V159H56ZM54 161V163L56 162V164L58 163L59 164V162L60 161H62V160H60V161ZM170 160V161H171ZM213 160V159H212ZM211 160V161H212ZM237 160V159H236ZM259 160V161H260ZM10 161V160H9ZM29 162V165L31 164L32 165V162L34 161V160H28ZM53 161V160H52ZM51 161V162H52ZM139 161H140V159H139ZM169 161V162H170ZM210 161V162H211ZM260 161V162H261ZM49 162H50V159H49ZM64 162V161H63ZM155 162V161H154ZM170 163V164H173V163ZM210 162H208V163H210ZM214 162V161H213ZM243 162V161H242ZM263 162V161H262ZM53 163V162H52ZM79 163V162H78ZM143 163V162H142ZM160 163H163V162H160ZM225 163V162H224ZM228 163V162H227ZM235 163H236V161H235ZM9 164V162L7 163V165ZM47 164H48V160H47ZM65 164V163H64ZM113 164V163H112ZM146 164H148V163H146ZM158 164H159V162H158ZM157 164V165H158ZM223 164V163H222ZM246 164V163H245ZM252 164V163H251ZM262 164V163H261ZM9 165H11V164H9ZM8 165V166H9ZM49 165H50V167L52 168V166L51 165H53V164H50L49 163ZM55 165V164H54ZM66 165V164H65ZM157 165H155V163H149V165H146L145 167H147L146 168V178L144 177V179H146V181H144L143 180V182L144 183H146L149 187H148V189L149 188H151L150 190H147V188H146V191H145V194L144 195H141L142 196V198L143 199H147V198H149V197H151V196H153L152 194H155V193H158V192H160L161 194H164V196H163V198L162 199H160V200H158V201H156L155 203H153L152 205L153 206H158V208H163V207H165V206H167V204H168V202L171 200H173V199H176L178 196H180V192H179V184L177 185V187L178 188H176V189H178V191H176V190H168V186L170 185L169 183H174L176 180L175 179H179V176L177 175V176H175L174 178H170L169 177V179H168V177H167V179H159L157 176V179H154L153 178V175H158V173H154V172H158V170L156 169V166ZM165 165V164H164ZM206 165V164H205ZM229 165H230V163H229ZM234 165V164H233ZM8 166H6V167H8ZM17 166V169H18V167L20 166V165H16ZM24 166H28V165H24ZM61 166H62V164H60V166H59V168H61ZM116 166V165H115ZM141 166H142V164H141ZM167 166H169V163L167 164ZM5 166H4V168H3V163H2V165L0 164V206L1 205H4V203H5V197H6V195H7V192H9L10 190L11 191H13L12 189H20L22 186H26V185H28V184H26L27 183V181H26V185L25 184H23L24 183V181L22 182V180L20 179H16L17 181H16V183L15 182H8V181H10L11 180V178H10V180H9V178H8V175H10L11 174V172H10V169H8V168H6ZM12 167V166H11ZM22 167H23V165H22ZM29 167V166H28ZM45 167H47V168H50V167H48V165H46ZM54 167H56V166H54ZM64 167V166H63ZM78 167V166H77ZM111 167V166H110ZM114 167V166H113ZM143 167V166H142ZM160 167V166H159ZM163 167V166H162ZM161 167V168H162ZM169 167H171V166H169ZM207 167V166H206ZM212 167V165L210 166V168ZM221 167H223V166H221ZM26 168V167H25ZM46 168V169H47ZM65 168V167H64ZM67 168V167H66ZM79 168V167H78ZM168 167H166V170H164V171H167L168 169H167ZM173 168L171 169V173H172V170H173ZM249 168V166L247 167V170H249L248 169ZM15 169H16V167H15ZM21 169V168H20ZM19 169V170H20ZM45 169V170H46ZM56 169H58V168H56ZM63 168H61V171H63L62 170ZM88 169V168H87ZM86 169V171H88ZM111 169H112V167H111ZM111 169H110V171H111ZM114 169L116 170V168L114 167ZM119 169V168H118ZM158 169H160V168H158ZM162 169H164V167L162 168ZM162 169H161V171H162ZM252 169V168H251ZM249 170V171H247V172H251L252 170ZM253 169H255V168H253ZM25 170V169H24ZM49 170V169H48ZM65 170H69V169H65ZM76 170H77V168H76ZM83 170H85V169H83ZM82 170V171H83ZM91 170H89V174L90 175H93V173L91 174ZM108 170V169H107ZM107 170H105V171H107ZM113 170V169H112ZM189 170V169H188ZM211 170H212V168H211ZM262 170H263V167H262ZM60 171V172H61ZM86 171H83V172H86ZM117 171V170H116ZM137 171V170H136ZM139 171V170H138ZM140 171H142V169L140 170ZM162 172V174L163 173H165V172ZM169 171V170H168ZM57 173H60L59 171H56ZM55 172V173H56ZM72 172H75V171H72ZM102 172H104V170L102 171ZM206 172V171H205ZM212 172V171H211ZM253 172V171H252ZM264 172V171H263ZM47 172H45L44 174H46ZM52 173H54V171H52ZM56 173V174H57ZM109 173V172H108ZM113 173V172H112ZM124 173V172H123ZM140 173V172H139ZM170 173V172H169ZM246 173V172H245ZM262 173V172H261ZM17 174V173H16ZM43 174V176H44V178H45V180L44 181H42V183L41 184H43V182L44 183H46V187H49L50 186V184H51V182L49 181V183L47 184V182H48V180H49V178H51V176L53 175V174H50L49 175V177L47 176V175H44ZM56 174H54L55 176H61L60 174H58V175H56ZM88 174V175H89ZM263 174V173H262ZM97 175V174H96ZM103 175V174H102ZM114 175V174H113ZM122 175V174H121ZM141 175V174H140ZM161 174L159 173V176H160ZM164 175V174H163ZM162 175V176H163ZM171 175V174H170ZM176 175V174H175ZM204 175V174H203ZM13 176V175H12ZM18 176V175H17ZM15 177V178H18V177ZM46 176V177H45ZM55 176H53V177H55ZM76 176V175H75ZM110 176V175H109ZM114 176H117L116 174L114 175ZM139 176V175H138ZM137 176V177H138ZM161 176V177H162ZM173 176V175H172ZM212 176V175H211ZM253 176V175H252ZM263 176V178H264V175H262ZM11 177V176H10ZM57 177H55V178H57ZM64 177V176H63ZM105 177V176H104ZM121 177V176H120ZM176 177H178V178H176ZM254 177V176H253ZM261 177V176H260ZM259 177V178H260ZM7 178H8V181H6L7 180ZM15 178H13V179H15ZM40 178V177H39ZM42 178V177H41ZM62 178V177H61ZM95 178V177H94ZM101 178V177H100ZM112 178H113V176H112ZM208 178V177H207ZM207 178L205 177V179L207 180ZM249 178V177H248ZM252 178V177H251ZM262 178V177H261ZM262 178V179H263ZM52 179H54V178H52ZM59 179V178H58ZM105 179L107 180V178L105 177ZM116 179V178H115ZM127 179V178H126ZM126 179H125V182H126ZM181 180H182V178H180ZM203 179V178H202ZM51 180V179H50ZM55 180V179H54ZM101 180V179H100ZM104 180V179H103ZM102 180V181H103ZM106 180H104L105 182H106ZM112 180V179H111ZM247 180V179H246ZM251 180H253V179H251ZM256 180V178H254V181ZM258 180L260 181L261 179H257V182H258ZM264 180V179H263ZM38 181H40V179L38 180ZM61 181V180H60ZM59 181V186H58V188L56 189L55 187V192L53 191V193H55V194H46L45 196H44V198H43V203H45V205L47 206V204H51L52 206V208H53V206L54 207H56L57 206V201L58 200H61L60 199V197L61 198H63V196H64V190H65V186H66V184H64L65 186H63V183H62V181L60 182ZM108 181H109V178H108ZM107 181V182H108ZM177 181H179V180H177ZM204 181V180H203ZM249 181H250V178H249ZM254 181H252V184L254 183V185L251 187V184H250V187L252 188H250V191L248 192V190H249V188H248V190H246L248 193H246V191L244 192L245 194L244 195H239V194H241V193H239L238 191V193L239 194H236V196L237 195H239L238 196V199H239V197H242V196H244V198L242 197L240 200V202H238L237 201V197L235 196V191H233V193L230 195V198H228V197H226V198H228V200L227 201H225V202H222L223 203V205L225 206L228 202L230 203V201H231V206L232 207H234L235 205V207L233 208V210H237V209H239L240 211H241V213H239V214H237L238 212H240V211H238L236 214H235V222H239V223H241L240 222V220H246L247 218H249L250 219V221H248V219L246 220V221H248L249 223H248V227H247V229H246V227L245 226H242L243 228L245 227V229H243L242 231H241V235L243 236V235H245V237H247L248 235V233H249V230H250V228H251V225H250V227H249V224L251 223L252 224V222L253 221H255V219L256 218H258L257 219V221H259L260 219H262L261 217L264 215L263 213H264V189L263 188H261V185H260V183H259V185H260V187H259V185L257 186L258 187V189L260 188L261 190H259L258 192H261V191H263V192H261V193H257V192H255V190L257 191V187L255 188V183L256 184H258L257 182H254ZM41 182V181H40ZM39 182V183H40ZM64 182V181H63ZM248 182V181H247ZM260 182H263L262 180L260 181ZM62 183V184H61ZM65 183V182H64ZM101 183V182H100ZM141 183H142V181H141ZM177 183H179V182H177ZM242 183V182H241ZM244 183V182H243ZM242 183V184H243ZM250 183H251V181H250ZM52 184H53V186H54V183L52 182ZM176 184V183H175ZM239 185H240V183H238ZM237 184V185H238ZM245 184H247V185H249V183H245ZM263 184V183H262ZM40 185V184H39ZM58 185V184H57ZM104 185V184H103ZM106 185V184H105ZM108 185V184H107ZM114 185V184H113ZM122 185V184H121ZM182 185V184H181ZM237 185H236V187H237ZM247 185H242L243 187H246ZM34 186V185H33ZM33 186H32V188H33ZM36 186H37V184H36ZM68 186V185H67ZM66 186V187H67ZM35 187V186H34ZM50 187H52V185L50 186ZM121 187V186H120ZM160 187H162V189H160ZM234 187V186H233ZM242 187V188H243ZM249 187V186H248ZM253 187L255 188V190L253 189ZM23 188H26V187H23ZM22 188V189H23ZM32 188H30V189H28V190H31ZM44 188H45V186H44ZM170 189H171V185H170V187H169ZM21 189V190H22ZM33 189H35V188H33ZM33 189H32V191H33ZM49 189V188H48ZM47 189V191H49ZM67 189V188H66ZM107 190H108V188H106ZM117 189V188H116ZM119 189V188H118ZM130 189V188H129ZM144 189V188H143ZM158 189H160V190H158ZM263 189V190H262ZM17 190H15V191H17ZM24 190V189H23ZM36 190H37V187H36ZM35 190V191H36ZM43 190V189H42ZM45 190H46V188H45ZM51 190H52V188H51ZM98 190V189H97ZM124 190V189H123ZM135 190H138V189H135ZM234 190H236L235 188H234ZM243 190H245V189H243ZM14 191V192H15ZM20 191V190H19ZM25 191H26V189H25ZM35 191H33L34 193H35ZM96 191V190H95ZM102 191V190H101ZM109 191V190H108ZM183 191H185L186 192V190H183ZM239 191H240V189H239ZM242 191V190H241ZM44 192H46V191H44ZM65 192H66V190H65ZM103 192V191H102ZM110 192V196H113V192H116V191H109ZM122 192V191H121ZM129 192L131 193V191H128V194H127V196L129 195ZM193 192V191H192ZM191 191L189 192V193H192ZM195 192V191H194ZM200 194H203V196H204V194L206 195V193H201V191H198ZM32 193V192H31ZM98 193V195H100L99 194V192H97ZM106 193H107V191H106ZM106 193H105V195H106ZM117 193V192H116ZM115 193V194H116ZM124 193V192H123ZM133 193H136V191L134 192V190H133ZM130 194V195H134V194ZM188 193V192H187ZM197 193V192H196ZM209 193V192H208ZM231 193V192H230ZM229 193V194H230ZM256 193V194H255ZM67 194L68 193H66L65 194V199L67 198L66 196H67ZM118 194V193H117ZM116 194V195H117ZM140 194H143V190H142V193H141V191H140V193L138 194V195H140ZM225 194V193H224ZM233 194H234V196H233ZM102 195H104V194H102ZM100 196L99 197V199H98V201L99 200H101L100 198L101 197H105V198H110V202H112L114 199L113 198H117V196H113L112 198L111 197H108L109 196V194L107 193V195L106 196ZM120 195V194H119ZM118 195V196H119ZM129 195V197H127L126 196V194H125V197H127L126 198V200L128 199V198H130V197H132V196H130ZM137 195V194H136ZM184 195H185V193H184ZM208 195V194H207ZM12 196V195H11ZM97 196V195H96ZM123 197H124V194L122 195ZM159 196V195H158ZM16 197V196H15ZM121 197V196H120ZM125 197H124V199H125ZM182 197V196H181ZM184 197H186V196H184ZM201 196H199V194L197 193L196 195L194 194H192V197H187L186 199L184 198V204H185V206H183V208H176V209H174L168 216H166L165 218H163L162 220H160V222L157 224V226L155 227V228H153V229H151V230H140L141 232H140V235H139V237H137V242H138V245L137 244H134L135 245V247H136V245L138 246L136 249H134V250H136V251H133L132 249H130V247H131V245H127V242H126V246H128V247H126V249L124 248V251L126 250V252H128V253H131V254H133L134 252H136V254H137V258H138V256H139V260L140 261H138V263L137 264H150V262H148V261H150V260H152V259H154L153 261H152V264H158L157 262H158V260H160L159 262H161V263H163L162 262V259L163 258H165V257H167V259H172V258H168L169 256H171V257H173V259H175L176 260V258H174V257H177L178 259H177V262H178V260H181L184 256H187V255H185V251H186V249L188 248V246L190 245L191 246V244L193 243V242H195V241H197V240H201V239H206V242H202L201 243V245H204V244H206L207 243V239H211V237L210 236H213V235H217L216 234V232L220 229L221 230V228H222V230L223 229H225V227L228 225H225L224 223H222L221 221L222 220H217L216 219V217H214V216H216V215H220V212L218 211V213L219 214H217L216 213V215L215 214H213L214 216H212V218H215L217 221V223L214 225V227L212 228V229H210V230H208V229H206L205 227H204V225H201V223H202V221L203 220H205V222L206 221H208L209 219H212L211 218V214H210V212L212 211H210L208 208H210V204L208 203V200H207V203L209 204V206L207 207L206 205L207 204H205L206 203V201H204V205H203V200H201L202 199V197L200 198ZM14 198V197H13ZM58 198V199H57ZM115 198V199H116ZM122 198V197H121ZM133 198V197H132ZM138 198V197H137ZM140 199H141V197H139ZM207 198H208V196H207ZM219 198V197H218ZM57 199V200H56ZM94 199H96V203L98 202L97 201V198H94ZM106 199V200H107ZM111 199H112V201H111ZM119 201H121L119 198H117ZM123 199V198H122ZM134 199V198H133ZM136 199V198H135ZM155 199V198H154ZM182 199H183V197H182ZM224 199V198H223ZM244 199V200H243ZM105 199H104V201H106ZM109 200V199H108ZM108 200H107V202H108ZM118 200L117 201H115L114 203H113V205H110V206H108L106 209H108V210H106V213H104L105 215H104V218L105 217H107V218H110V214L112 215V210H113V212H114V210L116 211L119 207H118ZM137 200H139V199H137ZM149 200V199H148ZM152 200V199H151ZM63 200H61V201H59V202H61L60 204H62L63 202H62ZM102 201V200H101ZM103 201V202H104ZM129 201H132L131 199L129 200ZM128 201V202H129ZM216 201V200H215ZM221 201H224V200H221ZM243 201V202H242ZM109 202V203H110ZM125 202V201H124ZM123 201H122V203L121 202H119L120 203V205L121 204H123L124 203ZM127 202V201H126ZM125 202V203H126ZM135 202V201H134ZM133 201H132V203L134 204V206H135V203H134ZM179 202V201H178ZM181 202H183V201H181ZM200 202V203H199ZM218 202H220V200L219 201H217V203ZM232 202H233V204H232ZM242 202V203H241ZM95 203V202H94ZM105 204H106V202H104ZM103 203V204H104ZM108 203V204H109ZM132 203H129L128 205H132ZM137 203V202H136ZM228 203V204H229ZM243 204V205H241V204ZM92 204V203H91ZM99 204V203H98ZM103 204H101V205H103ZM139 204V203H138ZM144 204V203H143ZM142 204V205H143ZM199 204H202V205H199ZM219 204V203H218ZM217 204V205H218ZM228 204L226 205V208H229L230 206H228ZM59 205V204H58ZM95 205V204H94ZM100 205V206H101ZM119 205V206H120ZM123 205H125V204H123ZM176 205V204H175ZM212 205V204H211ZM214 205L215 204H213L212 206H213V208L215 209L216 208V206L214 207ZM222 204H221V202H220V204L218 205V206H221ZM222 205V207H223V209L225 208L224 206ZM241 205V206H240ZM40 207H42L41 206V204L39 205ZM50 206V205H49ZM49 206H47L48 208H49ZM103 206H105V205H103ZM133 206V205H132ZM131 206V211H128L127 209H129V208H127V204L125 205V207L126 208H124V206L122 207V208H124L125 210H127L126 211V213L124 212V215L122 214H120L121 216V218H119L118 220H121V222H124V220L127 218V217H130V216H135L136 217V214H139V213H137V211L140 209V208H138L139 206L138 205H136L135 207L133 206L132 207ZM138 206V207H137ZM207 208H206V207ZM228 206V207H227ZM43 207H45V206H43ZM60 208L61 206L59 205V206H57V208ZM110 207V208H109ZM117 207V209H115ZM129 207V206H128ZM2 208V207H1ZM1 208H0V210H1ZM101 208H103V209H105V207H102L101 206ZM100 208V209H101ZM141 208H143V206L141 207ZM150 208V207H149ZM204 208H206V210L208 209L209 211L207 212V211H203V209ZM54 210H55V208H53ZM53 209H51L50 208V211L51 212H53L54 210ZM124 209H122V211H120L121 210V208H120V210H119V212L118 213H123V211H124ZM214 209H213V211H214ZM216 209H221V208H216ZM223 209H222V212H223ZM229 209H231L230 210V212L232 211V208H229ZM142 210V209H141ZM172 210V209H171ZM261 210H262V212H261ZM56 211V210H55ZM58 211V210H57ZM100 211V210H99ZM216 211V212H217ZM225 211V210H224ZM227 211H229V210H227ZM227 211H225V214L224 215H228V213H227ZM101 212H105V210H103V211H101ZM138 212H142V211H138ZM145 212V211H144ZM170 212V211H169ZM207 212V213H206ZM162 213V212H161ZM164 213V212H163ZM206 213V214H205ZM224 213V212H223ZM233 213V212H232ZM168 214V213H167ZM222 214V213H221ZM233 214V215H234ZM114 215V214H113ZM112 215V216H113ZM115 215H116V212H115ZM119 215V214H118ZM223 215V214H222ZM221 215V216H222ZM232 215V216H233ZM262 215V216H261ZM152 216H154V215H152ZM229 216V215H228ZM227 216V217H228ZM261 216V217H260ZM98 217H99V215H98ZM101 217V216H100ZM116 217V216H115ZM219 217V216H218ZM224 217V216H223ZM223 217H221V218H223ZM231 217V216H230ZM234 217V216H233ZM264 217V216H263ZM19 218H21V217H19ZM103 218V219H104ZM134 218V217H133ZM220 218V217H219ZM246 218V219H245ZM255 218V219H254ZM22 219H24L23 217H22ZM254 219V220H253ZM21 220V219H20ZM101 220V219H100ZM213 220V219H212ZM231 219H229V221H230ZM232 220H233V218H232ZM253 220V221H252ZM16 222H17V220H15ZM102 221V220H101ZM151 221V220H150ZM158 221V220H157ZM261 221V220H260ZM264 221V220H263ZM262 221V222H263ZM1 222H4V221H1ZM15 222V223H16ZM105 222V221H104ZM154 222V221H153ZM152 222V223H153ZM232 222V221H231ZM230 222V225L234 222H232L231 223ZM233 223L232 225H231V227H228L227 229V231H225V232H229V234L231 235V233L232 232H234V231H231V233H230V231H229V229H235V228H233V225H235L236 223ZM8 223V222H7ZM29 223V222H28ZM27 223V224H28ZM95 223V222H94ZM126 223V222H125ZM214 223V222H213ZM244 223H246V222H244ZM258 223V222H257ZM5 224V223H4ZM18 224V223H17ZM16 224V225H17ZM22 224V223H21ZM20 224V225H21ZM155 224V223H154ZM204 224V223H203ZM209 224V223H208ZM7 225V224H6ZM9 225V224H8ZM7 225V226H8ZM150 225V224H149ZM210 225V224H209ZM229 225V226H230ZM244 225H246L247 226V224H244ZM253 225V224H252ZM255 225H256V223H255ZM255 225H253L252 226V229H251V231L255 228L254 226ZM1 226V225H0ZM34 226V225H33ZM38 226V225H37ZM96 226V225H95ZM120 226V224H117L116 226H115V228L114 229H117L118 227ZM199 226H202V227H204V228H201V227H199ZM238 226V225H237ZM5 227V226H4ZM17 227H18V225H17ZM16 227V228H17ZM29 227H31V225H30V223H29V226H23V227H19V228H17L16 230L17 231H15L14 233L12 232V235L11 236H9L8 235V237L9 238H6V236H4V238H2L1 239V235H0V264L1 263H3V262H5V261H7L10 257H11V255H12V253L13 252H15L16 250H18L24 243H27V242H29L30 240H32L33 239V236H32V231H30L31 229L29 228ZM93 227V226H92ZM207 227V226H206ZM3 227H0V234H1V232L3 231V230H5V229H2ZM37 228V227H36ZM238 227H236V229H237ZM6 229H9V228H6ZM32 229H33V227H32ZM35 229V228H34ZM112 230V232H113V228H111ZM120 229V228H119ZM118 229V230H119ZM235 229V230H236ZM242 229V228H241ZM84 230H85V228H84ZM117 230V231H118ZM226 230V229H225ZM10 231V230H9ZM60 231V230H59ZM110 231V230H109ZM116 231V232H117ZM237 231V230H236ZM251 231H250V233L249 234H251ZM33 232H35V230H33ZM224 232V231H223ZM225 232H224V234H225ZM60 233V232H59ZM83 233V232H82ZM121 233H123V232H121ZM215 233V234H214ZM218 233V232H217ZM227 233L225 234V236L227 235ZM239 233H237V235L239 234ZM114 234H115V232H114ZM132 234V233H131ZM229 234L227 235V236H229ZM235 234V233H234ZM7 235V234H6ZM37 235V234H36ZM110 235H113V234H111L110 233ZM109 235V236H110ZM127 235V234H126ZM130 235V234H129ZM220 235V234H219ZM218 235V236H219ZM237 235H236V237L234 236V235H232V236H234V238H237ZM247 235V236H246ZM54 236V235H53ZM114 236V235H113ZM116 236V235H115ZM128 236V235H127ZM132 236V235H131ZM131 236H129V237H131ZM221 236V235H220ZM51 237V236H50ZM230 237V236H229ZM238 237H241L240 235L238 236ZM244 237V238H245ZM35 238V237H34ZM106 239V241H107V238H108V236H106L105 237ZM110 238H112V237H110ZM114 238V237H113ZM117 238H119V236H117ZM116 238V239H117ZM132 238V237H131ZM133 238H134V236H133ZM140 240H139V239ZM215 239H214V241H216V237H214ZM241 238H243V237H241ZM51 239V238H50ZM122 239L124 240L125 238H123V235H122ZM179 240V239H182L183 240V242H181V244L179 243L178 244V242L177 243H175V241L176 240ZM217 239H218V237H217ZM226 239V238H225ZM228 240L230 239V238H227ZM226 239V240H227ZM104 240V239H103ZM108 240H109V238H108ZM119 240V239H118ZM177 240V241H178ZM239 240V239H238ZM245 241H246V239H244ZM117 241V240H116ZM115 241V242H116ZM120 241V240H119ZM119 241H117V244L119 243ZM201 241H203V240H201ZM72 242V241H71ZM120 242H122V241H120ZM136 242V243H137ZM208 242H210V241H208ZM114 243V242H113ZM122 243H124L125 244V241H123ZM98 244V243H97ZM116 244V245H117ZM124 244H123V247H124ZM200 243L198 242L197 244H195V245H199ZM209 244H211L212 246H211V248L214 246V247H217V246H215V245H213L212 244V241H211V243H209ZM100 245V244H99ZM108 245V244H107ZM106 245V247H105V255H108L109 257H111V258H113V256H112V254H113V251L115 250L117 253H118V250H120V249H122V247L120 248V246H121V244H119V246L117 245V247H119L120 249H116V248H114L113 249V244H112V248L111 247H108V246H110V245H108L107 246ZM134 245H133V247H134ZM194 245V244H193ZM192 245V246H193ZM207 245V244H206ZM130 246V247H129ZM205 246V245H204ZM45 247V246H44ZM194 247H196V246H194ZM200 247V246H199ZM219 247V246H218ZM47 248V247H46ZM111 248V249H110ZM127 248L128 249H130V250H127ZM193 248V247H192ZM200 248H202L203 249V247L201 246ZM200 248H199V250H200ZM208 247H206L205 249H207ZM220 248V247H219ZM222 248V247H221ZM220 248V249H221ZM194 249V248H193ZM209 249V248H208ZM207 249V250H208ZM213 249V248H212ZM218 249V248H217ZM264 249V248H263ZM262 249V250H263ZM43 251V249H40V251ZM197 250V249H196ZM115 251H114V254H115ZM123 251V250H122ZM133 251V252H132ZM195 251V250H194ZM193 251V253L195 254V252H197V254H198V251H195L194 252ZM216 251V250H215ZM120 252V251H119ZM180 252V253H179ZM212 252V251H211ZM214 252V251H213ZM37 253V252H36ZM40 253V252H39ZM116 253V255L118 256V254H121V253H118L117 254ZM125 253V252H124ZM104 254V253H103ZM123 254V253H122ZM191 254V253H190ZM221 254V253H220ZM242 255V258L244 257L246 260H245V262H247V263H251L252 262V264L253 263H255L254 262V260L255 259H263L262 261L263 262H260V261H258V262H260V263H262V264H264V250H263V252H261V253H258V256H257V258H249V259H247L248 258V256H245V255H247V253H245V252H242L241 253ZM127 255L128 254H124V256H126V257H124V258H127ZM173 255H175V256H173ZM199 255V254H198ZM197 255V256H198ZM201 255V254H200ZM249 255V254H248ZM129 256H130V254H129ZM188 256H190V255H188ZM202 256V255H201ZM218 256V255H217ZM250 256H252V255H250ZM253 256H255V255H253ZM105 257V256H104ZM115 257V256H114ZM119 257H120V255H119ZM151 257H153L152 259H150ZM191 257V256H190ZM196 257V256H195ZM121 258H122V255H121ZM124 258H122L123 260H124ZM129 258V257H128ZM187 258V257H186ZM198 258V257H197ZM200 258V257H199ZM204 258V257H203ZM241 258V257H240ZM150 259V260H149ZM166 259V258H165ZM165 259H163L165 262L164 263H166V262H168L167 260H165ZM183 259H185V258H183ZM181 260L180 262H183L184 260ZM190 259V258H189ZM188 258H187V260H189ZM215 259V258H214ZM118 260V259H117ZM116 259H115V261H117ZM138 260V259H137ZM210 260V259H209ZM114 261V260H113ZM115 261L113 262V263H115ZM121 260H118L117 262H120ZM125 261V260H124ZM170 261H173V263H174V260H169V263H172V262H170ZM186 261V260H185ZM215 261V260H214ZM26 263H27V261H25ZM73 262V261H72ZM116 262V263H117ZM179 262V263H180ZM189 262V261H188ZM191 262V261H190ZM197 262V261H196ZM244 262V263H245ZM258 262H257V264H258ZM108 263V262H107ZM122 263V262H121ZM163 263V264H164ZM169 263H167V264H169ZM172 263V264H173ZM243 263V264H244ZM259 263V264H260ZM22 264V263H21ZM61 264V263H60ZM65 264V263H64ZM111 264V263H110ZM117 264H119V263H117ZM129 264V263H128ZM160 264V263H159ZM193 264V263H192ZM242 264V263H241Z\"/></svg>",
  "mask_w": 264,
  "mask_h": 264
},
{
  "label": "crops",
  "instance_id": "crops-1",
  "mask_svg": "<svg viewBox=\"0 0 264 264\" xmlns=\"http://www.w3.org/2000/svg\"><path fill=\"white\" fill-rule=\"evenodd\" d=\"M34 1L52 3V5H55V3L56 4L74 3L73 7H75V3H77V6H76L78 7L77 10L84 11L85 13L74 14L73 16H76V17L97 16V13H94L93 10H90V12L86 11L87 6L85 5L87 3H116V6L114 9H109L106 11L105 14L99 15V16L114 17L116 19H119V18L131 19L130 23H133L135 19L146 17L147 19H152L153 21L150 24L160 29L163 33L178 32V31H181L185 27H192V26L197 27V23L199 22L201 24V20H202L201 5L199 6V11L197 9V2L199 1L201 2L202 0H34ZM182 1L194 3V6L188 9L187 7L178 8V6H175L172 4L175 2H182ZM232 1L234 2L249 1L251 3H255L252 5L253 14L251 15V17L247 19L241 14L234 15L233 17L234 18L236 17L237 18L236 21L237 20L238 21L235 22V20L231 16V18L234 21L231 20L230 18V23L234 24L236 27H241L243 32L244 31L248 32L251 29L252 33H256L257 35H260L259 37L256 38L258 39V41H255L254 44H251L252 41L243 39L241 43L239 42L240 43L239 45H217L216 43H218V41H216L217 40L216 39L215 43L209 49H214V48L262 49L264 48V45L261 44L262 43L261 35H264V0H232ZM145 2L155 3L154 10H151L150 7H148L147 10L142 9V6L140 4L145 3ZM118 4H120V6ZM162 12L164 13L162 14ZM158 13H160L162 16L158 15ZM159 16H161L162 18ZM217 18H219V16ZM162 19L164 20V22ZM161 22L163 26L161 25Z\"/></svg>",
  "mask_w": 264,
  "mask_h": 264
}]
</instances>
